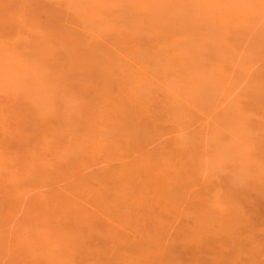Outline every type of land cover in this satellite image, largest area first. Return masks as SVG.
Instances as JSON below:
<instances>
[{
	"label": "rangeland",
	"instance_id": "1",
	"mask_svg": "<svg viewBox=\"0 0 264 264\" xmlns=\"http://www.w3.org/2000/svg\"><path fill=\"white\" fill-rule=\"evenodd\" d=\"M24 1L25 2L27 1L28 3L30 2V4H31V3H34V1H36V0H34V1L32 0L33 2H31V0L30 1L24 0ZM37 1H36L37 4H36V2L33 4V6H34L33 10H31L32 4L31 5H29L28 3L25 4V5L28 4L27 7L29 6V8H30V14L33 11L32 15H33L34 11L37 10V8L38 9L44 8L45 7L44 4L48 5L49 3L55 2L57 0H42L43 2L41 1V3L44 7L40 6L41 5L39 3L40 0H37ZM83 1H85L84 4H83ZM86 1H88V2H86ZM101 1H104V0H101ZM149 1H151L152 5H154L156 1H157L156 4H158V2L160 0H149ZM161 1H166V0H161ZM180 1L183 3V9L180 8L179 6H178L179 7L178 9H180V10L182 9L181 13L183 12L182 14L184 16L182 14L181 15L179 14V15L183 16L185 18L184 19L185 21L183 22L185 28H186V26L188 27L189 24L196 22V25L198 26V33H199V35H198V54H195L194 59L192 58L190 60L191 64L193 66L191 64H189L190 68H188L187 70H186V68L188 66H182L181 65L182 66L181 67L179 64L174 63L176 61L172 62L171 61L172 58H166V59L160 60L163 63V67H164V69L161 70L162 72L156 68H153L152 64H146L145 62L142 61V59L144 58L143 54L146 52V46H144V44H143L144 42H142V40H146V38H147V36L145 37V36H143V34L145 33V35H147L148 32L150 33V29L148 28L149 25H147L148 23L146 22V19L149 18V16L150 17L152 16L151 18L156 17L158 19H159V17H166L167 16L168 18H170V17L172 18V17L176 16L177 15L176 13H180V11L174 13L176 10V9L174 10V6H175L174 0H172V1L169 0V2L167 1V3L165 2V4H163L164 7L162 6V4L161 5L158 4L159 6L155 4L154 5L155 7L152 8L153 10H146V12L144 11L145 9L139 8V7H142L139 0L138 1H136V0H106V3L104 2L106 4L104 6V8H106V10L103 7H102L103 10L102 9L98 10L99 8H101L102 5H100V7H98L96 5L98 8L97 7L95 8L94 7L95 5L93 6L94 8H90L93 5L92 0H58V3H56V2L53 3L54 6L53 5L52 6L54 8L52 6H47L49 8L48 10H51L54 14L58 13L60 16V19L56 17L57 19L60 20L58 23L56 19L51 17V14H48L49 17H51V18H48V20L49 19L52 20V21L49 20V24H51V22H52V25H49V26H51L52 28L48 27L47 23H46V25H47L46 28L44 27L45 26L43 24L44 22L42 23L43 25L41 24L43 19H44V21H45V19H47V15L45 16L44 12L43 13L41 12L42 9L40 10L41 13L37 12L39 10L35 11L38 13L36 16V19H38L39 21L41 19L42 20L40 23L37 21L39 23V25H38V23L35 24L33 22L35 25H37V27L33 26L34 24H32V25L29 24V25H30L31 29L34 27L33 31L35 30V27H36L37 31L41 34L40 35V34H38L37 31H36L37 33L34 31L38 35L37 39L35 38L37 36L36 34L33 35L34 33L33 34H32V32L30 33V31H29L30 28L28 30H26V28H25L27 26L30 18L25 17L27 15H22L25 17V19H28V21H26V25L24 24L25 27L23 25L24 29L27 31L25 33L27 35L30 34L28 36H30V37L33 36V38H35V39H33L31 37L33 39V40L32 39L31 40L34 41L35 43L33 42V46H30L31 48L28 49L29 50L28 53L33 50L32 48H34V51H32V52H35L36 49L34 46H35V44H39V43H37L38 42L37 40H39L38 38H43L45 40L43 42L48 43L49 46H51V45L53 46V42H54L53 48L48 47V49H47V47H46V49H44V50L51 51V50H49V48H51L52 50L55 49V51H52V53H50V54L47 51L49 56L46 53L42 54V52L40 51V49H41L40 45L42 43H40V45L36 47L37 48L36 52L40 51L42 54V57L40 58L41 54H39V53H38L39 55L36 53H32V56H33V54H35L33 57H36V55L39 57L38 59L36 57V59L38 62L41 60L40 65L44 64L43 63L44 60H47V61H45V63L49 62L48 66L46 64L39 66V64H37L38 62L35 61L36 64L38 65V66H36L35 62L31 61L33 59L28 61L29 58H27V56L30 58L32 57V56H29V54H30L29 53L28 55H26V58L28 59V60L27 59L26 60H27V64H28V62H31V64L29 63L30 66L29 65L26 66L27 64H22V67H23V65L26 66L23 68L24 70L22 69L23 70L22 71V70L17 69L20 66L16 63V61H14L16 63V65H14V66H17V68H16L17 70L15 69V71L13 73H16V74L11 75L9 71L5 72V69L3 70L2 75L0 74L1 76H3V77H1V76L0 77L4 79L3 83L1 82L2 79L0 81L1 82V84H0V116H1L0 120L3 117L5 119L4 121L8 120L10 122V125H11V127H9L10 125L9 126L6 125L7 126V128H6L5 123L4 122L2 123V121L0 122V124L2 123L1 124L2 126L0 125V131L2 130L1 127H3L5 129L6 135L8 136V138H10L8 140L6 135L3 134V135H5V136H3L2 132H1L0 144L2 141V143L8 145V146H6V145L4 146L2 144L5 147V149H7L5 153H7L8 155H9L8 150L10 149V147L12 149V150L10 149L11 155L8 156V159L5 158L6 161L8 160L5 167L3 168L0 165V167H2V169H1L2 172H0V212H1L0 213V219H1L0 220V223H1L0 235L2 238L3 237H5V238L9 237L5 240L3 239V241L5 243H3V241L1 242V237H0V252H2V254L0 253V264H71V263L72 264H75V263L76 264H93V263L94 264H123V263L124 264L125 263L126 264H129V263L132 264L133 263L134 264L137 262L134 258H136L135 255H138V252L135 251L136 247H135V245L133 246V244L135 243L137 246V243L139 242L141 245H143V243L147 244L146 242L151 243L150 240L154 243L156 241V239L159 237L155 238L158 234H153V233L160 232V231H158L159 228L162 229L163 228L162 226L163 225L165 226V223H167V226H166V228L162 229L163 231H161V233L163 235V236L161 235L162 241H159V239H158V241H159L158 243L163 242V237H164V240H166V241H164V244H166L165 245L166 247L168 246V248H167L168 250L165 248L167 253H165L166 256L164 254H163V256H165V258H166L167 255L170 254L173 257V260L168 259L167 261H164V264L165 263L175 264L177 262L178 263L180 262L181 264H195V263L212 264L214 261H216L215 259L217 258V256L215 258L214 255H218L217 253H219L220 251H223L224 253H228V254L230 253L229 255L235 253V251L232 249L230 244L224 246L223 244L218 243L219 246L218 245L214 246V244H215L214 243L212 247H215V248H213V249H212V247L206 248L205 246L202 248L203 245L201 246V248H199V245H197V243H199V242L195 241V240H198L200 237H201L200 239L204 238L203 235H202L203 236V238H202V236H199L198 234L197 235L199 238L198 239L195 238L196 234L194 232H196V233L199 232V234H200V230H204V228L199 229V227H201L203 224L202 222H204V223L207 222V219H209L211 217L210 215H209L210 217L207 216V214L210 212H208V213L205 212V211H209V209L208 210L205 209V211H204V207H202V206H204V205L206 207L209 206L214 211L216 210V213L214 212V214H216V215H225V213H224L225 211H223L222 209L220 210V212L223 211V214H221L222 212L220 213L217 210L218 208L219 209L221 208V205L217 207L218 203L217 204L215 203L216 206L215 205L210 206L211 203L214 204L213 201H211V199H214L216 196H218L219 192L222 193L223 196L225 195V198H226L227 194L229 195V198L233 196L234 198H232V199H234V200H231V201L229 199L228 200L230 201V203L235 201V202H233V204L234 203H237V204L240 203V205H238L239 208L242 205L241 204V201H242L243 206L246 207L247 211L245 210L244 207H241L240 211H242L241 209L243 208L245 210L244 211L245 213L251 214V216H249V217H251L250 222L252 224L251 223H249V224L253 225L252 226L253 228L250 227L248 224V226H247L248 230L245 229V231L247 233H249V235H250L249 238L252 237L251 239L256 240V243H255L256 245L251 246L252 247L251 249H253V248L258 249V250L256 249L257 251L254 250L257 253V257L256 256L254 257V259L256 258L255 260H258V262L256 261V264H264V226L261 225L260 224L261 221H259L260 218H262L261 220L264 219V207H263L264 206V202H263L264 197L262 198V197H260L261 194H260V196L258 194V192H259L258 188L260 186L262 188L264 187V186H262V185H264V182H263L264 181V179H263V177H264V169H263L264 168V0H180ZM0 2H1V0H0ZM3 2L5 3V0H3ZM3 2H1V3H3ZM8 2L10 3V1H8ZM38 3H39V5H38ZM88 3L92 4V5H90V7H89ZM175 3H179V2H175ZM6 4L8 5V3H6ZM35 4L38 6L37 8H36ZM170 4H172L173 7H171ZM0 6H1V4H0ZM2 6H3V4H2ZM10 6H11V4H10ZM14 6L9 7L10 9L4 7L6 9V10L2 9V10H5L4 11L5 13L2 11L4 14L0 11V23L1 24L3 23L2 25L5 24L3 27L6 28L5 31L7 33L10 31V28H11L12 32H14L15 30L21 31V29L23 28V27H21L22 25H20L19 23L15 24V22H12V23L10 22L9 15H10V17H13V15L18 11V10H15L14 11L15 13L14 14L12 13L13 12L12 8ZM86 6H87V8H86ZM137 6H139V7H137ZM161 6H162V9H160ZM244 6L246 8L248 7L247 9H249L252 12V14L249 15L248 13H250V12L246 13V8H244ZM25 7H24V10H26ZM88 7L91 10L92 9H96V10H94L92 12L90 9L87 10ZM46 8H44V9H46ZM7 9H9V11L10 10L11 11L8 12ZM15 9H17V7ZM22 9L23 8L20 5V10L22 11V12L20 11L21 13H23ZM27 10L29 13V9H27ZM48 10L46 9L45 12H47ZM154 10H157V12ZM163 10H165V11H163ZM172 10L174 12H172ZM225 11H226V13L229 11L232 14V15H229L228 20L227 19L223 20V18H222L224 16L223 12L225 13ZM151 12H154V13H151ZM166 12H168L169 14ZM8 13H9V15H8ZM10 13H12V14H10ZM21 13L18 12L17 13L18 15L15 14L16 17L14 15L13 19H14V21L16 19L17 22L19 21L20 23L23 24V23H25L24 22L25 19H23L22 16L20 17ZM24 13H25V11H24ZM28 13L26 12V14H28ZM58 14H57V16H58ZM163 14H165L166 16H164ZM240 14H241V16H240ZM2 15L5 16L4 18H6V17L9 18V21L6 20L7 18L6 19L3 18L4 19L3 21L6 22V23H4L2 21V17H1ZM34 16L35 15H33L31 20H33ZM99 16H100V18L103 17V19H100L101 21L97 20L99 18ZM141 17H144L145 19L144 18L141 19ZM133 18H134V21H133ZM139 18H140V20H139ZM127 19L129 22L133 21L132 23H135V24H129ZM31 20L29 21V23L32 22ZM54 20H56V21H54ZM192 20H194V21H192ZM11 21H12V18H11ZM98 21H99V23H98ZM190 21H192V22H190ZM7 22H9V23H7ZM186 22H187V24H185ZM188 22H190V23L188 24ZM63 24H64V26H63ZM128 24L130 26L132 25L131 26L132 28L129 26L130 27V29H129ZM19 25H20L21 29H17L18 28L17 26H19ZM97 25L100 26L101 28L100 27L98 28ZM133 25L134 26L136 25V26L134 27ZM5 26H7V27H5ZM31 26H33V27H31ZM3 27L1 26L0 29H3ZM38 27H39V30H38ZM40 27H42V30ZM12 28H14V29H12ZM44 28L46 30L48 29L47 31H52V30H54V31L47 32L46 30H43ZM182 28H184V27H182ZM132 29H133V31H132ZM11 31L9 32V34H7L5 32V34H3L4 36L3 37L1 36L3 39V40H1V43L4 41L6 34H7V37L10 38V40L14 39V38H12V35L13 34L15 35L16 31H15V33H12ZM59 31H60V33H59ZM63 31L66 32V34L64 33V38L69 36V38H67V41H68V39L72 40L75 38L74 40H72L73 42L72 41L70 42V40H69V42H67L65 40L67 43L64 42V46L61 45L63 43L61 41L63 39V37L61 38V40H59L60 38L58 39V37L61 36ZM141 31H142V33H140ZM3 32H4V29H3ZM21 32H19V33H21ZM45 32H46V34H48V33L52 34L53 33V35H56L54 37L52 35V38L54 40H51L52 39L51 35H46ZM0 33H2L1 30H0ZM25 33L22 32L21 34H25ZM43 33H44L45 37L42 35ZM54 33H56V34H54ZM26 34L24 36H27ZM17 35H19V34H17ZM20 35H19V37H20ZM133 35H135V36H133ZM138 35H141V37ZM21 36L22 37H20L19 40L22 42V40H25V39H23L24 38L23 35H21ZM48 36H49V38H48ZM13 37H16V36H13ZM82 37L84 39V42L82 40ZM136 37H138L137 40H136ZM142 37H143V39H142ZM17 38L18 37H16L14 39L15 40L14 43L17 42V44L18 43L20 44V41L19 42L16 41ZM28 39H30V38H28ZM47 39H48V42L46 41ZM77 39H79V40H77ZM120 39H121V41H120ZM6 40H7L6 41L7 43L5 45L8 44L9 48H11L10 46H14V50H16V51L18 49L17 47H19V51L22 52V49L20 50V47L24 43V41H23V43L20 44V46H17L16 47L17 49H16L15 48V46L17 45L16 43H15L16 45H13V44L10 45L8 43L9 39H6ZM26 41H27V39H26ZM139 41L143 45L140 44ZM29 42H30V40H29ZM49 42H52V43H49ZM125 42L130 44V46ZM12 43H13V41H12ZM74 43H76V44H74ZM81 43H83V44H81ZM2 44H4V43H2ZM87 44H89V45H87ZM98 44H100L101 46ZM27 45H28V43H27ZM29 45H30V43H29ZM74 45H75V47L77 45V47L76 48L73 47ZM23 46H24V44L22 45V47ZM41 46L43 49L44 45H41ZM3 47H2V49H3ZM66 47H68L69 49H67ZM87 47H89L88 50H87ZM90 47H91V50L95 49L96 51L95 52L91 51ZM102 47H103V50L101 49ZM44 48H45V46H44ZM72 49L74 52L79 50L78 51L79 53L76 52V54L74 53L73 56L77 55V53L79 55H81V53H82V55L84 54L87 57L91 56L92 58L90 57V59L88 58V60H87V59H85L86 56L85 57L83 56L84 59L86 60V62L83 61L84 59L80 60L79 58L82 59L83 57H81V56L78 57V55L76 56V59H78V60L72 59L71 57L68 59V57L65 56V54H66V52H68L69 50H72ZM84 49H86L88 52L86 50L84 51ZM80 50H82V52ZM24 51L26 52L27 50H24ZM5 52L6 51H4V53ZM98 52H99V54H98ZM53 53H54L55 58L53 56H51V55H53ZM2 54H1V56H2ZM45 54L47 55V57H44ZM59 54L60 55L63 54V56H64L63 59L60 58L61 61H58V59H59L58 55ZM141 54L143 56H141ZM66 55H68V54H66ZM102 55H103V57H102ZM139 55H140V58H138ZM21 57L23 58V56H21ZM51 57L54 59L52 60ZM104 57H106V60ZM115 57H116V59H115ZM4 59H5V57H4ZM23 59H25V56ZM42 59H43V61H42ZM67 59L69 62L67 61ZM48 60H52V61H48ZM64 61L69 63L68 66L70 69L67 68L68 66H66V63H64ZM72 61H73V63H76L75 61H77L76 64H73L75 66L77 65L76 66L77 68H75V71L79 69L82 74L80 73V71H79V73H80L79 75H78V73H74L75 71L71 68L73 65H71V63H70ZM82 61H83V63H86V66H82ZM88 61L90 64L88 63ZM103 61H106V62L104 63ZM51 62L53 64H55L57 62L55 64L57 69L55 67H53L54 65L52 66ZM60 62H61V65H58ZM112 62H115L116 64L112 63ZM2 63H3V61L1 62V64ZM109 63L112 65H110ZM4 65H5V68H7L8 70L11 69V68H8L6 66V64H4ZM4 65H1V66H4ZM8 66L10 67V65H8ZM49 66H52L51 67V69H52L51 74H53V76L51 75L52 80H51V77H48L49 76L48 72H49V70H51V69H49ZM65 66L67 68L66 70L69 69L68 71L71 72V73H69V77L71 76L70 78L64 74V73H66L65 72ZM101 66H103V67H101ZM165 66H166V68H165ZM177 66L179 67V70H178ZM46 67L49 70H48V72L44 73L45 71H47L46 69H44ZM91 67L93 68V70L94 69L97 70L98 68H99V70L100 69L103 70V68H104L105 72L103 70L102 74L98 73V75H96V73L94 71V73L96 75L95 78L93 76H91V73H90L89 76L93 77L92 78L93 80L89 79L90 77L85 78L86 74H89V72H93ZM192 67H193V69H192ZM37 68H38V70H37ZM54 68L56 70H58V72L60 70L61 71L64 70V71H62V73L64 72L63 75L61 72H59L61 75L59 77V75H58L59 73L57 71L54 72L55 71ZM83 68L85 69V71L87 68L89 70V72H87L88 70L86 72H83V70H84ZM114 68H115V70H114ZM182 68H184L183 71L181 70ZM53 69H54V71H53ZM144 69L147 71H145ZM136 70L137 71L139 70L138 74L139 73L140 74L142 73L143 75L147 74V76L146 75L143 76L142 74L141 75L143 77H145L146 79L147 78L149 79L148 80L149 82L146 83L149 87L145 84V85H143V88L142 87H140L141 89L138 88L140 90V93H139V90L135 91V92L140 94L139 98H144V99L139 100V101H141L142 107L143 108L146 107V109H147L150 106V108L152 109L153 112H150L151 114L150 113L146 114V109H145V112L140 111V109H142V107L139 108V106L141 104L138 106V103H140V102L138 101L136 103L137 100H135V99L132 100V101H134V102H132V104L134 103V108L136 106V108L138 109V110L135 109L138 114L136 113L133 121H135L136 124L138 123V126H139V124L141 125L143 123V121H145L143 123V125H141L139 127L136 126L133 131H136L134 133H138V132L139 133L141 132V133L140 134L138 133L137 136H136V134H134L132 132L128 133V131L127 132H124V131L119 132L121 130H116L118 132L113 130L114 133H112V130L110 128L113 127V125L115 127H117V126H122L123 123L122 122L119 123L121 121L120 118H122V117H119V118L117 117L118 114H117V111H115L116 110L115 105H117V104H113V102L115 100L108 99V98H110V97H108V95L110 96L113 93H116L115 95H117L119 93V96H120V98H122V100L124 99L125 101L126 100L128 101V98H126L125 94L122 95V92L120 93V91H118L121 89V87L119 86L120 85L119 83L122 82L121 85L125 84L126 86L127 85L129 86V84L131 85L132 82H130V81H132V79L135 76L136 77L139 76V75H136L137 74ZM184 70H186V71H184ZM188 70H190V71L194 70L195 72L193 71V73H194L193 74L192 72L190 73V71L188 72ZM10 71H12V70H10ZM132 71H134L136 73L134 74V72H132ZM155 71H157V73ZM180 72L181 73L185 72V74L180 75ZM7 73H9V76L11 75L10 77H12L13 75H18V74H22V75H20V77H15L16 79L15 80L13 79L14 81L13 80L10 81V77H7ZM56 73H58L57 74L58 76L56 75ZM83 73H85V74H83ZM44 74H46V75H44ZM54 74H55V76H57V78L54 76ZM104 74H107V76L109 75L108 77L109 78L111 77L112 79H110V81H108L109 78L107 80V79H103V77H99V75L104 76ZM128 76H129V78L130 77L131 78L129 79ZM37 77L41 78V79L38 80ZM175 77H176V80H175ZM13 78H14V76H13ZM62 79H64V80H62ZM69 79H71V80H69ZM84 79L85 80L87 79L85 81V84H84ZM102 79L107 80L108 82L101 81ZM58 80H59V82H58ZM72 80L74 81L73 85H72V83L69 84V82H71ZM178 80H182L183 82L178 81ZM185 80L187 82H189V81L190 82L187 83ZM51 81H52V83H51ZM66 81H69V82L66 83ZM93 81H95V82H93ZM184 81L186 82L185 85H184ZM191 81H193V83ZM42 82H43V84H41ZM109 82H110V84H108ZM111 82H114L112 85V87L114 86L113 88L110 87V85L112 84ZM177 82H178V84L175 85V83H177ZM45 83H48V84H45ZM54 83H56V86ZM57 83L60 86L62 84L63 85L65 84L64 87H66V84H69V85L67 86V88L64 89L63 86L61 88ZM86 83L90 84V86L88 84H87L88 87L84 86V85H86ZM179 83H180L181 87H180ZM181 83H183V84H181ZM98 84H100L103 87L100 86L101 88L100 87L97 88L99 86ZM190 84H192L193 86ZM70 85H72V86H70ZM177 85H179V87ZM32 86H33V88H32ZM57 86H59V87H57ZM76 86H78V87L76 88ZM153 86H154V88H153ZM172 86L174 87V89ZM175 86H177V87H175ZM185 86L188 87L189 90ZM194 86H195V88H194ZM68 87L69 88L70 87L75 88L74 90H75V92L77 90V92H76L77 94L74 93V90L72 93V89L70 88L71 90H69ZM124 87L125 86H122V88H123V89H121L122 91H125L127 89V87H126L124 90ZM133 87L136 88L134 85H133ZM183 87H185V88H183ZM190 87L192 90L190 89ZM59 88H60V90H59ZM91 88H92V90H91ZM144 88H146V89L144 90ZM99 89H100V91H99ZM49 90H51V91H49ZM61 90L65 91V92H63ZM105 90L108 94L105 92ZM78 91H79V93H78ZM111 91H113V93H111ZM154 91H155V93H154ZM179 91H182V92H179ZM97 92H99L98 97H97ZM100 93L103 94L104 96H101ZM87 94H89V95H87ZM174 95L176 97L173 98ZM35 96L37 98H35ZM67 96L70 98H68ZM81 96L84 97V98H82L83 99L82 102H81V98H80ZM105 96H107V97H105ZM168 96H169V98H168ZM95 97H97V98H95ZM86 98H87V100H85ZM120 98H119V100H120ZM150 99H153V100H150ZM169 99H171V100H169ZM84 100L87 102L89 101L88 102L89 104L87 102H85ZM90 100H92V101H90ZM97 100H98V102H97ZM124 100L122 102H125ZM172 100H173V102H172ZM93 101H95L94 104H96V106L93 104ZM168 101L170 102V104ZM41 102H44V103H41ZM80 102L82 104L85 103V105L83 104V107H82V104ZM39 103H41V104H39ZM49 104H51V105H49ZM135 104H137V105H135ZM80 105H81V107L79 109ZM88 105H91V106L89 107ZM97 105H99L98 109H96ZM159 105L162 108H160ZM2 106H4V107H2ZM94 106H95V108H94ZM40 107H41V109H40ZM150 108L147 110H150ZM37 109H39V110L37 111ZM42 109H43V111H42ZM47 109H49V110H47ZM90 109H91V111H90ZM164 109L166 111L163 112ZM171 109H172V112L176 114V116L171 112ZM98 110L100 113L98 112ZM106 110H107V113H105ZM102 111H103V113H102ZM44 112H46V113H44ZM49 112H51V113H49ZM97 112H98V114H97ZM64 113H65V115H63ZM76 113L79 114L77 118H75L77 116ZM152 113H154L155 116ZM45 114H48V115L45 116ZM51 114H52V116H54L53 117L54 119L52 118ZM19 115L20 116L22 115V117H24L25 119L26 118L28 120L30 119L29 122H31L33 120V118L40 119V116L42 117L44 115L43 119L41 118L40 120L43 121L45 117L47 118V120H45V123H47V125L44 123L45 128L47 129V126L49 124V128H52V130L54 129L55 132L54 131L52 132V130L49 131L47 129V133H46L45 132L46 129L41 127V125H43V123L41 122L42 124L40 123V126H37L35 124L36 128L41 127L40 133H39L38 128L36 131L38 133H35L34 129H36V128H34V126H33L34 124L30 123V125L31 124L32 125L31 126L28 125L25 128V126L27 124L25 122V125H24L23 121L20 120V119L24 120V118L18 117ZM152 115L154 117H156V116H158V117L157 118L149 117ZM63 116H64V118H61ZM89 116H90V118H89ZM94 116H96L97 118ZM92 117L94 118V120ZM138 117H142V118H140L139 120H136V119H138ZM159 117L163 118V120H161L163 122V124L161 123V121L160 122L158 121V119H160ZM168 117H169V120L167 119ZM117 118H118V121L120 119L119 122L116 120ZM36 119H35V121H36ZM49 119H51V120H49ZM75 119H76V121H75ZM78 120H80V121H78ZM105 120H106V122H105ZM110 120H111V123L109 122ZM151 120H155L158 123V127H159L158 130L159 129H161V130L160 131L157 130V131L160 132L161 135L156 131H155L156 133H154V134H152L153 133L152 132V133H149L151 135H145L146 131L144 132V130H143L144 124L146 123V121H150V123H151ZM164 120H166V121H164ZM12 121H13V123H12ZM74 121H75V123L82 124V125H83V123H85L87 125L88 124H94L93 126L97 125V124L93 123L96 121L104 129L101 128L99 125H98L99 126L98 129H96L97 128L96 126L93 128L91 126L90 131L92 130V133L91 132H89V133H91V135H95V137H96L95 140L93 139V136L89 135L88 131H86L88 133V136H91L92 138L91 137L87 138L86 137L87 133L85 132L86 134L85 133L82 134L83 132L80 130H78L79 132L77 130L76 131H77V133H81V134L75 135L76 133L71 132V130L73 128L77 129L79 127H77L78 124H75ZM137 121H141V122L139 123ZM32 122H34V121H32ZM63 122H65L66 124L68 122V124H70L68 129H69V132H71V133H69L67 131V134H66V129L63 128L64 130L63 129L61 130L63 132V137H57L58 134L60 136L62 135V132L59 133V129L61 128V126L63 127L62 124L65 125V123H63ZM103 122H105V123H103ZM113 122L114 123L118 122V123L116 125V124H113ZM174 122H176V124ZM34 123H36V122H34ZM37 123H38V121H37ZM60 123H61V125H60ZM58 125H60V126H58ZM82 125H80V126L82 127ZM106 125H108V126H106ZM22 126H24V127H22ZM27 129H28V131H27ZM31 129L33 130V133L32 132L30 133V131H32ZM95 129L99 133L98 132L95 133L94 132ZM113 129H117V128H113ZM6 130H7V132H6ZM99 130L104 132L107 135V137H105L104 134H102V135L105 138L101 137V136L98 137L99 136L98 134L102 133V132L100 133ZM2 131L4 132V130H2ZM16 131H18V133H14ZM109 131L111 133H109ZM162 131H165V132H163V134H162ZM43 132H45L47 135L44 133V135H46V136H44ZM64 132H65V134H64ZM93 132H94V134H93ZM142 132H144V133L142 134ZM22 133L26 134V135H24L25 137L23 136ZM126 133H128V134L126 135ZM10 134H11V136H10ZM72 134H73V136H71ZM27 135L29 136V138ZM30 135L33 136L32 140L30 139V137H31ZM64 135H65V137H64ZM122 135L123 136L125 135V136L123 137ZM131 135L132 136L135 135L136 137L130 138ZM138 135H141V136L139 137ZM143 135H145V136H143ZM34 136H35V138H34ZM49 136H53V137H49ZM55 136L57 137V139L54 138ZM82 136H85V138H83L84 140H81L82 138H80V137H82ZM146 136H149V137H146ZM151 136H153L152 137L153 140L150 139ZM155 136L156 137L158 136L157 140L155 139L158 142L154 141ZM4 137H6L7 139L5 138L6 139L5 140ZM15 137H18L19 139L17 138V141H16ZM42 137L44 138V140H46L45 139L46 137H47V139L49 137L52 139L51 140L52 142L48 141L51 143H47V145H46V143H45L46 141L45 142L43 141L45 144L44 143H42V144L46 145L45 147H42L41 144L37 145V143L41 142V140H39V139H42ZM119 137H121V138H119ZM144 137L147 138V140ZM160 137H162V138L160 139ZM23 138H25V139L28 138V139H26L24 141ZM59 138L63 139V140H60L62 142H60L58 140ZM74 138L76 139V142L74 140L72 141V139H74ZM78 138H80L81 143H82V141H83V143H85L86 142L85 139H87L89 141V142H86L87 146L85 148L81 149V147H80L81 143H80V141L78 142V140H79ZM99 138H101V139H99ZM37 139L39 142L37 141ZM91 139H93V140H91ZM64 140H66V141L70 140L71 143H68L65 141V144L68 145L67 147H65L66 145L63 142ZM102 140H105V142L106 141L107 142L101 143ZM145 140L150 142V143H147V145H150V146H147V150L148 149L150 150V148H152L151 150L153 151V149L155 148V150L157 149V152H159L158 150H160V153L165 152V154L167 153V155L168 154L170 155L172 153V155H171V157H173L172 160L176 161V163H179L178 162L179 157H181L179 159L180 162L183 159L181 162L183 164L179 163V168L175 167V169H173V172H174V170L177 172L178 169H181V167H182L184 170H187V171L185 172L183 169L179 170V173L183 174L181 176L182 177L187 176L186 178H188V177L190 178V180L183 178L182 182L184 184L187 182L188 183L192 182V184L195 185L194 187H192V184L190 183L191 185L189 184L188 186H191L192 188L189 187L187 189L188 194H187L186 190L183 192V194H184L183 196H189V198L183 197L184 199L182 198L180 200V202L182 204H179L178 206L184 204L183 207H181V206L178 207L177 203L176 204L172 203L171 205L169 203L168 205L170 207H172V205H173V207H172L173 209H171L169 207L170 208V212H169V209H167L166 205L163 204L164 205L163 206L161 202H159L158 200H155L156 199L154 196L155 194L154 195L152 194V196H148L150 198H148L147 196H146L147 198L145 196H143L141 198V200H140V198H137L135 195H134L135 197H132L133 195L131 196V194H134L135 189L137 188V185L140 183L141 180H139L138 184L135 185V187H136V188L134 187L135 189L130 187L129 189H131V191L129 189H128V191H125V192L123 191L124 189H122V186L120 185L121 183H120L119 179L121 176H124L123 173L126 172V174H128L127 171H125V169H123L124 165L130 164L139 153L143 152L140 149H144L143 145H144V143H146ZM56 141H57V143H56ZM58 141H59V143H58ZM93 141H95V142L98 141V143H96V145H98V144H100V145H98V147H97ZM15 142H18V143H15ZM113 142L115 145L113 144ZM176 142H179V144H176ZM10 143H12V145ZM69 144H71V145H69ZM91 144H94V145L92 146ZM103 144H105L104 147H103ZM141 144H142V146L139 147V145H141ZM88 145H90L89 146L90 149L88 148ZM3 146H1V149L3 148ZM12 146L14 148H12ZM33 146H35L37 149ZM49 147H51V148H49ZM135 147H139V148H135ZM164 147H166V148H164ZM31 148L32 149L35 148V149L32 150ZM1 149H0V151H1ZM61 149H64V150H61ZM110 149H111V151H110ZM166 149H168V151H171V152L168 153V151ZM181 149L184 150L183 151L184 153L181 151ZM2 150L5 151L4 148ZM105 150H107V151L105 152ZM116 150H118V151L116 152ZM29 151H31V152H29ZM108 151H110V152L108 153ZM121 151L123 153H121ZM179 151H180L179 154L182 153V155H179L176 153ZM187 151H188V154H187ZM56 152H57V154H56ZM80 152H81V154H80ZM118 152H120V153H118ZM189 152H190V154H189ZM13 153L17 156L14 155L12 158ZM71 153L72 154L74 153V154L72 155ZM85 153H87V155H85ZM136 153H137V155H136ZM185 153L188 156L184 155ZM89 154H90V156H89ZM118 154H119V156H118ZM82 156H84V157L82 158ZM92 156H94V157H92ZM35 157L37 158V161H32V160H36ZM87 157H89V159L85 160V158H87ZM185 157H187V158L185 159ZM188 157H189L188 163L190 165L193 163L194 165H197V166H194L192 164L191 168H190V166L187 163ZM10 160H11V162H9ZM191 160H193L194 162H196V160H197V162L194 163V162H191ZM60 163H62V164H60ZM12 165L13 166L15 165L16 168H11ZM63 165L65 166V168H68V170H70V171H68V170L66 171ZM27 166H28V168H27ZM176 166H178V164H176ZM183 166H185V168ZM186 166H189V167H186ZM247 166H249V167H247ZM24 167H25V170L22 169ZM57 167L59 169H57ZM121 167H123V168H121ZM196 167H198L199 170H196ZM121 169L123 170V173H121L122 172ZM192 169H195L193 173H192V171H193ZM182 170L184 173L182 172ZM251 170H253V171H251ZM11 171H15L18 174V175L17 174H15V175H16V177L17 176L18 177L13 178V176H15V175L13 173H11ZM56 171H57V173H56ZM254 171H256V172L254 173ZM54 172H55V174H54ZM62 172H65V173L61 174ZM188 172H190L192 175L189 174ZM11 174H13V175H11ZM46 174H47V176H45ZM88 174H89V176H88ZM186 174H189L191 176L186 175ZM256 174H258V175H256ZM54 175H57V176L54 177ZM25 176L27 177V179L30 180L29 181L30 183L33 182V180L35 178L37 179L38 177H40L37 180L35 179V181H37V182L42 181V183L40 185L41 186L44 185V186L39 187V185H38L39 182H38V184H36L37 182L36 183L33 182L34 185L36 184V185H38V187H32V183H31V185H29V182H27L28 180L26 179ZM59 176L60 177L62 176L61 178L63 180H60L61 178ZM108 176L110 179L112 178L113 181L108 179ZM193 176H194L195 180L193 179ZM197 176L200 178H196ZM45 177H46V179H45ZM257 177L259 180H257ZM90 178L93 182L90 180ZM116 178H118V180ZM25 179L27 182L26 184L24 182ZM40 179H42V180H40ZM200 179H202L204 183L201 182ZM261 179H263V180H261ZM86 180H87V184H86ZM102 180H104V181H102ZM249 180H251L252 182H257V181L259 182V183H255V185L256 184L260 185L261 183H262V185L258 186V188H257L254 185V183L250 184L249 182H251V181H249ZM118 181H119V183H118ZM11 182H13L12 184H14V185L19 183L18 187L16 186L18 189H20V184L24 185L26 187L25 189H27L26 193L28 195H26L25 190H19V192H14L16 189V187L14 188V185H13V189L8 190V188H10V187L12 188V186H10ZM14 182H16V184ZM90 182L93 184L90 185ZM45 183H46V186H45ZM116 183H118V184H116ZM197 183L200 184V186H198ZM204 184H205V186H204ZM93 185H94V187H93ZM117 185H119V186H117ZM249 185H251V187L253 185L254 188L255 187L257 188V190H258L257 194L259 197L257 196V198H256V194L254 195V193H256L255 192L256 189L254 190L253 187H252V189L254 190V192L252 189L251 190H252L254 196L253 197L249 196V193L251 192V190H250L251 187ZM8 186H10V187H8ZM24 186H22V187H24ZM89 186H92V187L88 188ZM105 186L107 187L106 189H105ZM108 186H109V189H108ZM116 186H117V190L115 189ZM31 187L33 189H29ZM186 187L187 186H185V188ZM198 187H201V190ZM97 188H99V191ZM205 188H207V190H205ZM262 188H260V190H262ZM28 189L30 192H28ZM198 189L200 190L201 194H203V197H202L203 199H201V197H200L201 195L200 196L197 195L198 192H196V191H198ZM12 190H14V191H12ZM189 190H191V191L189 192ZM246 190H249L250 192L246 191ZM20 191H23L25 193L28 200H26L27 198L25 197V195H21L22 199H20V193H21ZM23 192H22V194H24ZM123 192H124V194L126 192H128V194H126V196H128V195L130 196V197H128L129 198L128 201L121 199L120 196H122ZM129 192L130 193L133 192V193L130 194ZM200 192H199V194H200ZM230 192L231 193L233 192V193L229 194ZM208 193L211 194V199L209 198L210 194H208ZM213 193H214L215 197H214ZM235 193L237 194V196H235L236 195ZM262 193H263V191H262ZM250 194L252 195V193H250ZM118 195H119L120 199H119ZM148 195H151V193ZM22 196H24L25 198L23 199ZM45 196H46V198L44 199ZM223 196L222 197L220 196V198H223ZM262 196H264V195H262ZM37 197H38V199H37ZM41 197H43V198H41ZM99 197H100V199H99ZM109 197L111 198V200ZM144 197H145V199H144ZM135 198L140 200V202L138 200H135ZM258 198H262V199H260L262 201L259 202ZM142 199H144V200H142ZM150 199H153V200L150 201ZM256 199H258V200H256ZM20 200H22V201L25 200V201H24V203H22V201L19 203ZM45 200H46V202L42 203V201H45ZM50 200H53V201H50ZM99 200H100V202L103 201L102 205H100L101 203L99 202ZM109 200H110V202H109ZM148 200L150 201V203L148 202ZM202 200H204V202ZM236 200H240V201H236ZM117 201L118 202L120 201V203L122 202V204H119ZM199 201L203 202V203H200ZM248 201L250 203H248ZM13 202H15V203L13 204ZM129 202H131V204L135 203L134 204L135 206L129 204ZM136 202L138 203V206L139 205H141V206L138 207ZM145 202H146V204L148 203L147 204L148 206L146 205L147 208L146 207L144 208ZM196 202L197 203L199 202V204L197 205ZM261 202H262V205H259ZM21 203L23 204V206ZM27 203H28V205H27ZM41 203L43 205L44 204L45 205L43 206ZM66 203H68V204L66 205ZM20 204H21V206H19ZM143 204H144V206H143ZM185 204L188 206L187 209H185V207H187ZM237 204H234V205H237ZM252 204L255 205L254 207L256 209H258V206H256V205H259V210L254 209L255 212H253V214H252L253 210L250 211V209L253 207ZM125 205H127V207ZM229 205H231V204H229ZM232 205L229 206V208L233 207ZM176 206H177V208H176ZM22 207H23V209H22ZM64 207H67V208H64ZM127 208H128V210H127ZM137 208H138V210H137ZM139 208H140V210H139ZM178 208H181L182 210L178 209ZM224 208H226V207H224ZM148 210L150 212V215L148 214V212H145ZM172 210L174 211V213H172L173 212ZM213 210L210 209V211H213ZM248 210L250 211V213ZM114 213H119V214H117V215L115 214L116 215V217H115V215H113ZM134 213L137 214L138 216H140L143 213L142 214L143 219H145L146 222L149 224L147 225V223L142 218H140V219H142V221L140 219H138L139 217L137 215H134ZM146 213H147V215H146ZM153 213H155L158 216L161 215L162 222H164V219H165V223H163L162 226H161V224L155 226L158 223V221H156V220L157 219L160 220L159 219L160 216H159V218H157L156 215L155 216L153 215ZM204 213L206 214L207 217H204L205 216ZM212 214H213V212H212ZM230 214H231V212H230ZM144 215L149 216V218L145 217ZM151 215L154 217V219L151 218L152 217ZM198 216H199V219L197 221ZM201 216H202V218H201ZM125 217L128 219V221L125 220L126 219ZM257 218L259 220H257ZM152 219H153V221H152ZM205 219H206V221H203ZM199 221L201 223H199ZM155 222H156V224H154ZM195 222H198L200 226L198 225V223H195ZM142 223L143 224L146 223L144 225H147V226H144ZM150 223H151V226H150ZM255 226H257L256 230H255ZM86 227H88V228H86ZM196 228H197V230H195ZM249 228H252V230H254V231L251 232ZM93 229H94V231H93ZM109 229H111V230H109ZM164 229H165V231H164ZM198 229H199V231H198ZM205 229H206V227H205ZM89 230H91V231H89ZM140 231H142V233ZM204 231L203 232L201 231L202 234H208L209 235L210 234L209 232H211L210 228L208 230L209 232H204ZM246 232H245V234H246ZM250 232L253 233L252 236H251ZM161 233H159V234H161ZM116 234H117L118 238H117ZM114 235H115V237H113ZM141 235H143V236H141ZM242 236L244 237V235H242ZM247 236H246V238H248ZM253 236H254V238H253ZM75 237H77V238H75ZM188 237L190 239H187L188 240L187 241L185 238H188ZM161 238H160V240H161ZM208 238H209V236H208ZM83 239H84V241H82ZM127 239H129L130 241ZM145 239L147 241H145ZM152 239H154L155 241H153ZM191 239H195V240H193V242H192ZM92 240H94V241L92 242ZM142 240H144V241H142ZM47 241H48V243H47ZM86 241H87V243H86ZM189 241H191V242H189ZM25 242H27V243H25ZM183 242H184V244H183ZM201 242H203V240ZM201 242H200V244H201ZM83 243L85 244V246ZM185 243L186 244L188 243V244L186 245ZM249 243L251 245L254 244L253 241L252 242L249 241ZM76 244H78L79 246ZM114 244H115V246H114ZM160 244H163V243H160ZM164 244H163V248L165 247ZM180 244H181V246H178ZM247 244L248 243L245 242L244 246H246V247L249 246V244L248 245ZM68 245H70V246H68ZM184 245H186V246H184ZM257 245H259V246H257ZM31 246H33V247H31ZM55 246L57 247V249H55L56 248ZM118 246H119V248H117ZM132 246H133V251H132ZM216 246H217V248H216ZM35 247L38 249L37 252H36L37 249H35ZM105 247H106V249H105ZM171 247H172V249H175L176 252L174 250V252L171 253L170 252V251H172ZM186 247H188V248H186ZM197 247H198V249H201V250L198 251ZM49 248H51V249H49ZM63 248H64V250H63ZM67 248L69 250H66ZM190 248L192 249V252H189ZM193 248H196V249L193 250ZM4 249H5V251H3ZM30 249H32V250H30ZM169 249H171V250H169ZM248 249H250V248H247L248 253L245 251V255L247 257H251L250 255L252 253L256 255V253H254V252H251V254H250L249 253L250 250L248 251ZM55 250H58L57 253L55 252ZM179 250H182L184 253L181 251L179 252ZM185 250H188V251H185ZM6 251H8L9 254H7L8 252H6ZM65 251L66 252L68 251V252L65 253ZM87 251H88V253H87ZM34 252H35V254H34ZM90 252H92L93 256H92V254H90ZM60 253H62V254H60ZM131 253H133V254H131ZM192 253H195L197 255V257H196V255L193 254L192 256L193 257L195 256V258H192V256H191ZM3 254H5V255H3ZM66 254H68V256ZM85 254L90 257V259H88L87 261H86L87 257H84ZM220 254H221V252H220ZM228 254H226V255H228ZM1 255H3V256H1ZM32 255H34V256H32ZM69 256L71 257V259ZM121 256H123V257H121ZM224 256H225V254L223 256H222V254L220 255V257L225 258L226 256L225 257ZM246 256H244V257H246ZM91 257H93V258H91ZM124 257H125V259H124ZM175 258L177 260H175ZM223 258L222 259L219 258V262L215 263V264H219L221 262H224L223 264H227V262L231 263V259H230L231 257L229 258V261H228V257L226 258L227 261H226V259H223ZM252 258H251V260H252ZM248 259H250V258H248ZM62 260L66 261V262H64ZM201 260H202V262H200ZM222 260H224V261H222ZM242 260L244 262L245 259L243 258ZM121 261L123 263H121ZM134 261H136V262H134ZM211 261H212V263H209ZM245 261H247V262H244L245 264L251 263L250 260H249L250 262L248 260H245ZM139 263L140 262H137V264H139ZM141 263H142V261H141ZM160 263L158 262V264H160ZM162 263H163V261H162ZM252 263H254V262H252ZM143 264H144V262H143Z\"/></svg>",
	"mask_w": 264,
	"mask_h": 264
},
{
	"label": "bare ground",
	"instance_id": "2",
	"mask_svg": "<svg viewBox=\"0 0 264 264\" xmlns=\"http://www.w3.org/2000/svg\"><path fill=\"white\" fill-rule=\"evenodd\" d=\"M8 1H10V3H9ZM15 1H16V2H15ZM28 1H30V0H28ZM33 1H34V0H33ZM33 1L31 0V2H33ZM36 1H37V0H36ZM36 1H34V3H35ZM41 1H42V0H40V2H39V3L41 4L40 6H43L42 3H41ZM136 1H138V0H136ZM167 1L169 2V0H166V1H161V0H160V1L158 2V4H160V5L162 4V6L164 7L163 4H165V2L167 3ZM171 1H172V0H171ZM1 2H3V0H1ZM1 2H0V4H1V6H0V11H1V12H2V11L4 12V11L6 10L5 8H9V7L15 5V6L17 7V9H15L16 7L14 6V7L12 8V11H13L12 13L14 14V13H15L14 11H15V10H18V11L15 13L16 15H18V14H17L18 12H19V13L22 12V11L20 10V5H21V7L23 8V9H22V10H23V13H21L20 17H21L22 15H27V16H25V17H28V18H30V20H31V18L33 17V15H35V16H34L35 19L33 18V20H31V21H32L31 23H29L30 20L28 21V19H25V17L22 16L23 19H25V21H24L25 23L22 24V23H20L19 21L17 22L16 19H15V21H14L13 18H14V15H15V14L13 15V17H10V15H9V13H8L9 18H10V22H11V23H12V22H15V24H18V23H19L20 25H22L21 27H23L24 24L26 25V21H28L27 26H28L29 24L32 25V24H34V23H35V24H37L38 22L40 23L42 19L39 21L38 19H36V16H37V14H38L37 12H40L41 9H42L41 12H42V13L44 12V15H45V16L47 15V19H45V21H44V19H43L42 22H41V24L44 22L43 24L45 25V26H44L45 28H46L47 25H48V27H51V26H49V25H52V22H51V24H49V20H51V19L48 20V18H51V17H52V18L56 19L58 23H59V21H60V20H59V19H60L59 14L57 13V14H58V16H57V14H54L51 10H48L49 8L47 7V6H52L53 3H55V2L58 3V0L55 1V2H52V3H49L48 5L44 4L45 7H44V6H43V7H44V8L47 7L46 9L48 10V11H47L48 13L45 12L46 9H44V8H41V9H38V8H37V7H38V6L36 5L37 2H38V1H37L36 4H35V6H36L37 10H39V11L35 10V11H37V12L34 11L33 15H32V12H33V11H32L31 14H30V8H29V6L27 7V5H28V4H29V5L32 4V5H31V8H32L31 10H33V7H34L33 4H34V3H31V4H30V2L28 3L27 1L25 2L24 0H13V1H12V0H5V3H4V2L1 3ZM42 2H43V1H42ZM84 2H85V1H83V4H84ZM86 2H88V1H86ZM104 2L106 3V0H104V1H101V0H92V4H93V5H92V4H89V3H88V4H89V7H90V5H92L90 8H94V7L96 8L97 6L100 7V5H102L101 8L98 9V10H100V9H102V7L104 8V6L106 5ZM139 2L141 3V6H142V7H139V6H137V7L145 9V10H144L145 12H146V10H153L152 8L155 7L154 5L157 3V1H156L155 4L152 5L151 1H149V0H139ZM175 2H179V3H175ZM6 3H8V5H7ZM18 3H19V4H18ZM22 3H23V4H22ZM26 3H28V4L25 5ZM39 3H38V5H39ZM137 3H138V2H137ZM2 4H3V6H2ZM4 4H5V5H4ZM10 4H11V6H10ZM158 4H156V5H158ZM6 5H7L8 7H7ZM18 5H19V6H18ZM94 5H95V6H94ZM96 5H97V6H96ZM138 5H139V4H138ZM170 5H171V7H173L172 4H170ZM174 5H175V6H174V10H175V9H176V10H175V12L172 10V12L176 13V12L180 11V13H176L177 15L174 16V17H172V18H171V17L168 18L165 14H163V15L166 16V17H159V19L156 18V17H154V16H153L154 18H151L152 16H151V17L149 16V18H147V17L145 16V17L147 18V19H146V22H147L148 24H147V23H146V24L149 25L148 28L150 29V33L148 32L147 35H145V33L143 34V36H145V37L147 36L146 40H142V42H144V43H143L144 46H146V52L143 54L144 56L141 54V56L144 57L143 59H142V58H141V59H142V61L145 62L146 64H152V67H153V68H156V69H158V70H160V71L164 69V67H163V63L160 61L161 59L172 58V59H173V60L171 59L172 62L176 61V62H174V63H177V64H179L180 66H181V65H182V66H188V67L186 68V70H187L188 68H190V67H189V64H191V61H190V60H191L192 58L194 59V55H195V54H198V35H199V33H198V26L196 25V22H195V23H191V24H189L190 22L194 21V20H192V21L188 22L189 26H188V27L186 26V28H185L184 23H183V22L185 21V20H184L185 18L183 17V16H184V15L182 14L183 12L181 13V11H182V9H183V3H182L180 0H176V1L174 0ZM5 6H6V7H5ZM25 6H26V7H25ZM53 6H54V5H53ZM53 6H52V7H53ZM93 6H94V7H93ZM158 6H159V5H158ZM162 6L160 7V9H162ZM178 6H179L180 8H182V9H181V10L178 9V8H179ZM2 7H3V8H2ZM4 7H5V8H4ZM18 7H19V8H18ZM24 7H25L26 10H24ZM89 7H88L87 10L90 9ZM98 7H97V8H98ZM39 8H40V7H39ZM53 8H54V7H53ZM84 8H85V7H84ZM86 8H87V6H86ZM244 8H246V7L244 6ZM247 8H248V7H247ZM247 8H246V13H247V12H250V13H248V14H249V15L252 14V12H251L249 9H247ZM249 8H250V7H249ZM2 9H5V10H2ZM9 9H10V8H9ZM9 9H7L8 12L11 11V10L9 11ZM13 9H14V10H13ZM27 9H29V13H28V10H27ZM104 9L106 10V8H104ZM90 10H91V9H90ZM94 10H96V9H92L91 11L93 12ZM102 10H103V9H102ZM141 10H142V9H141ZM248 10H249V11H248ZM20 11H21V12H20ZM24 11H25V13H24ZM154 11L157 12V10H154ZM163 11H165V10H163ZM3 12H2V13H3ZM26 12H27L28 14H26ZM41 12H40V13H41ZM89 12H90V11H89ZM99 12H100V11H99ZM102 12H103V11H102ZM148 12H149V11H148ZM168 12H169V11H168ZM168 12H166V13H168ZM2 13H1V14H2ZM4 13H5V12H4ZM4 13H3V14H4ZM12 13H10V14H12ZM35 13H36V14H35ZM52 13H53V14H52ZM103 13H104V12H103ZM143 13H144V12H143ZM151 13H154V12H151ZM48 14H51V17H49ZM147 14H148V13H147ZM160 14H161V13H160ZM160 14H159V15H160ZM168 14H169V13H168ZM179 14H180V15L182 14L183 16H180ZM223 14H224V16L222 17L223 20H224V19H227V20H228L229 15H232L229 11H228L227 13H226V11H225V13L223 12ZM8 15H7V16H8ZM16 15H15V17H16ZM28 15H29V16H28ZM30 15H31V16H30ZM42 15H43V14H42ZM94 15H95V14H94ZM104 15H105V14H104ZM138 15H139V14H138ZM140 15H141V14H140ZM163 15H162V16H163ZM185 15H186V14H185ZM186 16H187V15H186ZM240 16H241V14H240ZM1 17H2V21H3L4 19L7 18V17L4 18L5 16H3V15H2ZM56 17L59 18V19H57ZM62 17H63V16H62ZM132 17H133V16H132ZM3 18H4V19H3ZM9 18H7L6 20L9 21ZM11 18H12V21H11ZM84 18H85V17H84ZM96 18H97V17H96ZM143 18H144V17H141V19H143ZM100 19H103V17L100 18V16H99V18H98L97 20H100ZM135 19H136V18H135ZM144 19H145V18H144ZM186 19H187V18H186ZM46 20H47V21H46ZM56 20H54V21H56ZM78 20H79V19H78ZM86 20H87V19H86ZM131 20H132V19H131ZM139 20H140V18H139ZM187 20H188V19H187ZM35 21H36V22H35ZM37 21H38V22H37ZM51 21H52V20H51ZM79 21H80V20H79ZM100 21H101V20H100ZM122 21H123V20H122ZM127 21H128V19H127ZM127 21H126V22H127ZM133 21H134V18H133ZM133 21H131V22L128 21V22H129V24H135V23H132ZM3 22H4V21H3ZM33 22H34V23H33ZM61 22H62V21H61ZM61 22H60V23H61ZM124 22H125V21H124ZM140 22H141V21H140ZM4 23H6V22H4ZM7 23H9V22H7ZM11 23H10V24H11ZM39 23H38V25H39ZM46 23H47V25H46ZM54 23H55V22H54ZM98 23H99V21H98ZM137 23H138V22H137ZM142 23H143V22H142ZM2 24H3V23H2ZM2 24L0 23V25L3 27L5 24H4V25H2ZM35 24H34L33 26H36V27H37V25H35ZM43 24H42V25H43ZM55 24H56V23H55ZM126 24H127V23H126ZM129 24H128V27L130 26ZM143 24H144V23H143ZM185 24H187V22H186ZM8 25H9V24H8ZM20 25L17 26L18 28H17V27H16V28H17V29H21ZM25 25H24V27H25ZM136 25H137V24H136ZM136 25H135V26H136ZM141 25H142V24H141ZM147 25H146V26H147ZM1 26H0V28H1ZM10 26H11V25H10ZM10 26H9V27H10ZM15 26H16V25H15ZM27 26L25 27L26 30H28V29L30 28V25H29L28 27H27ZM33 26H31V27H33ZM61 26H62V25H61ZM63 26H64V24H63ZM131 26H132V25H131ZM131 26H130V27H131ZM133 26H134V25H133ZM135 26H134V27H135ZM5 27H7V26H5ZM12 27H13V26H12ZM24 27L21 29V31L23 30V31H22L23 33L27 32V31L24 29ZM36 27H35V30H34L35 32L37 31V28H36ZM56 27H57V26H56ZM58 27H59V26H58ZM97 27L99 28L100 26L97 25ZM104 27H105V26H104ZM130 27H129V29H130ZM134 27H133V28H134ZM182 27H184V28H182ZM40 28H41V30H42V27H40ZM45 28H44L43 30H46ZM51 28H52V27H51ZM100 28H101V27H100ZM131 28H132V27H131ZM3 29H4V32H3ZM3 29H0V30L2 31V33H0V37H1V36L3 37V36H4L3 34H5V32H6V31H5L6 28L3 27ZM7 29H8V28H7ZM12 29H14V28H12ZM33 29H34V27H33L32 29L30 28L29 31H30V33L32 32V34L34 33L33 35H35L38 31L35 33V32L33 31ZM58 29H59V28H58ZM60 29H61V28H60ZM62 29H63V28H62ZM38 30H39V27H38ZM47 30H48V29H47ZM47 30H46V31H47ZM66 30H67V29H66ZM134 30H135V29H134ZM139 30H140V29H139ZM10 31H11V28H10ZM10 31H9V32H10ZM15 31H16V30H15ZM15 31H14V32L11 31V32H12V33H15ZM21 31H20V30H17L16 33H15V35H14V34H13V35L11 34V35H12V38L15 39L16 37H18V38H17L18 40L16 39V41L19 42V41H20V40H19L20 37H22L21 35L24 36V35L26 34V33H25V34H21V33H22ZM52 31H54V30H52ZM52 31H47V32H52ZM69 31H70V30H69ZM132 31H133V29H132ZM9 32H8V33L6 32V33L9 34ZM19 32H21V33H19ZM61 32H62V31H61ZM130 32H131V31H130ZM28 33H29V32H28ZM59 33H60V31H59ZM59 33H58V34H59ZM64 33L66 34V32L63 31V33L61 34V36L59 35L60 37H58V39L60 38L59 40H61V38L63 37V39L61 40V41L63 42L61 45H63V46H64V42H66V41H67V38H69V36H68V37H65V38H66V39H65V38H64ZM136 33H137V32H136ZM140 33H142V31H141ZM1 34H2V35H1ZM7 34H6V37H7ZM17 34H19V35L21 34L20 37H19V35H17ZM38 34H40V33L38 32ZM45 34H46V32H45ZM54 34H56V33H54ZM26 35H27V34H26ZM28 35H30V34H28ZM28 35H27V36H24L23 39H25V40H22V39H21L22 42L20 41V44L23 43V41H24V43H23L24 46L22 47V45H23V44H22L21 47H20V50L22 49V52L19 51V47H17V46H20V44H19V43L17 44V42H15V43L17 44V45H16V44L14 43V41H15L14 39H11V40L13 41V43H12V41L10 40L9 37H7V38L5 37L6 39H9V40H8V41H9L8 43H9L10 45H11V44L16 45L15 48H16V47L18 48V49L16 48L17 51L14 50V46H10L11 48H9V45H8V44H7L8 46L5 45V44L7 43V42H6L7 40H6L5 38H4V41L2 42V43H4V44H2V43H1V40H3V39H2V37L0 38V44L2 45V46L0 45V49H1V50H0L1 52H0V53H1V54L3 53L2 56H1V54H0V56H1V57H0V67H1V68H0V74H1V75H2V72H3L4 69H5V72L9 71L11 75H12V74H16V73H13V72L15 71V69L17 68V66H14V65H16V63L21 67V68H20V67L17 68V69H19V70H22L24 67H26V66H28V65L30 66L31 62H28V64H27V60H28L27 58H29L28 61H30L31 59H33V60H31L32 62H33V61H34V62H35V61L38 62L37 59H38L39 57L36 55V57H37V59H36V57H33L35 54H33V56H32V53H36V54L39 53V54H41V52H42V54L46 53V54L49 56V54L52 53V51H55V49L52 50L51 48H49V50H51V51L44 50V49H46V47H47V49H48V47H52V48H53V46H54V42H53V41H52V42H53V46H52V45L49 46L48 43H44V42H43V41H45L43 38H38L39 40H37V41H38L37 43H39V44H35V46H34L35 49H36L35 52H32V51H34V48H32V49H33L32 51L30 50V51H31V52H29V53L31 54V55H30V54L28 53V51H29L28 49L31 48L30 46H33V42H34V41H32V40L35 39V38L37 39L38 35L36 34L37 36H36L35 38H33V36H31L33 39H32L30 36H28ZM40 35H41V34H40ZM42 35L44 36V33H43ZM46 35H51V38H52L53 33H52V34H49V33H48V34H46ZM62 35H63V36H62ZM8 36H9V35H8ZM13 36H16V37H13ZM43 36H42V37H43ZM54 36H56V35H53V37H54ZM123 36H124V35H123ZM133 36H135V35H133ZM138 36L141 37V35H138ZM10 37H11V36H10ZM39 37H40V36H39ZM44 37H45V36H44ZM83 37H84V36H83ZM83 37H82V40H83V42H84ZM125 37H126V36H125ZM140 37H139V38H140ZM28 38H30V39H28ZM46 38H47V37H46ZM48 38H49V36H48ZM137 38H138V37H136V40H137ZM26 39H27L28 42L26 41ZM31 39H32V40H31ZM40 39H41V40H40ZM42 39H43V40H42ZM74 39H75V38H74ZM74 39H72V40H74ZM124 39H125V38H124ZM131 39H132V38H131ZM142 39H143V37H142ZM29 40H30V42H29ZM51 40H54V39L52 38ZM65 40H66V41H65ZM69 40H70V39H68L67 42H69ZM72 40H70V42H71ZM77 40H79V39H77ZM25 41L28 43V45H27V43H26ZM35 41H36V40H35ZM40 41H41V42H40ZM46 41L48 42V39H47ZM61 41H60V42H61ZM120 41H121V39H120ZM52 42H49V43H52ZM67 42H66V43H67ZM72 42H73V41H72ZM81 42H82V41H81ZM86 42H87V41H86ZM136 42H137V41H136ZM29 43H30V45H29ZM31 43H32V44H31ZM34 43H35V42H34ZM40 43H42L41 45H44L45 48H44V46H43V49H42V46L40 45ZM125 43H127V42H125ZM139 43H140V41H139ZM139 43H138V44H139ZM46 44H47V45H46ZM74 44H76V43H74ZM81 44H83V43H81ZM127 44H128V43H127ZM140 44H142V43H140ZM143 44H142V45H143ZM26 45H27V46H26ZM39 45H40L41 49H42L44 52H43L41 49H40L41 52H40V51H39V52H36V51H37V48H36V47L39 46ZM61 45H60V46H61ZM87 45H89V44H87ZM98 45H100V44H98ZM128 45L130 46V44H128ZM134 45H135V44H134ZM3 46H4L6 49H5ZM81 46H82V45H81ZM100 46H101V45H100ZM118 46H119V45H118ZM123 46H124V45H123ZM139 46H140V45H139ZM2 47H3V49H2ZM55 47H56V46H55ZM73 47H75V45H74ZM76 47H77V45H76ZM76 47H75V48H76ZM96 47H97V46H96ZM121 47H122V46H121ZM133 47H134V46H133ZM26 48H27V49H26ZM58 48H59V47H58ZM61 48H62V47H61ZM66 48L69 49L68 47H66ZM66 48H65V49H66ZM88 48H89V47H87V50H88ZM124 48H125V47H124ZM4 49H5V50H4ZM11 49H12V50H11ZM77 49H78V48H77ZM93 49H94V48H93ZM101 49L103 50V47H102ZM122 49H123V48H122ZM136 49H137V48H136ZM10 50H11V51H10ZM13 50H14V51H13ZM24 50H27V51H26L27 53H26ZM85 50H86V49H84V51H85ZM87 50H86V51H87ZM90 50H91V47H90ZM2 51H3V52H2ZM4 51H6V52L4 53ZM9 51H10V52H9ZM23 51H24L25 53H24ZM47 51L49 52V54L47 53ZM69 51H70V52H69ZM69 51H68L69 53L66 52V54H68L69 56L65 54V56H67L68 59L71 57L72 59L78 60V59H76V56H77V55H78V57H79V56H81V57H83V56L85 57V56H86V55H84V54L82 55V53H81L82 50H80V51H81V52H80L81 55L78 54V53H79V52H78L79 50L76 51V52H78V53H77V55H74L75 57L73 56V54H74V53L76 54V52H74L73 49H72V50H69ZM91 51L95 52L96 50L94 49V50H91ZM126 51H127V50H126ZM16 52H17V53H16ZM19 52H20V53H19ZM87 52H88V51H87ZM134 52H135V51H134ZM136 52H137V51H136ZM138 52H139V51H138ZM142 52H143V51H142ZM10 53H11L13 56H12ZM13 53H14V54H13ZM89 53H90V52H89ZM131 53H132V52H131ZM140 53H141V52H140ZM17 54H18L19 56H18ZM21 54H22V55H21ZM28 54H29V56H32L33 58H32V57L30 58V57H28V56H27V58H26V55H28ZM39 54H38V55H39ZM42 54H41L40 58L42 57ZM46 54H45L44 57H47ZM93 54H94V53H93ZM95 54H96V53H95ZM98 54H99V52H98ZM98 54H97V55H98ZM16 55H17V56H16ZM114 55H115V54H114ZM21 56H23V58H24V56H25V59H23ZM51 56L54 57V53H53V55H51ZM62 56H63V54H62V55H60V54L58 55V57H59L58 61H61V59L64 58V56H63V57H62ZM117 56H118V55H117ZM117 56H116V57H117ZM4 57H5V59H4ZM6 57H7V58H6ZM78 57H77V58H78ZM84 57H83L82 59H81V58H79V59H80V60H83ZM90 57H91V56H88V57L86 56L85 59L88 60V58L90 59ZM102 57H103V55H102ZM108 57H109V56H108ZM110 57H111V56H110ZM116 57H115V59H116ZM133 57H134V56H133ZM8 58H9L10 60H9ZM51 58H52V57H51ZM54 58H55V57H54ZM54 58H52V60H53ZM60 58H61V59H60ZM65 58H66V57H65ZM91 58H92V57H91ZM100 58H101V57H100ZM104 58H105V60H106V57H104ZM138 58H140V55H139ZM19 59H20V60H19ZM26 59H27V60H26ZM68 59H67V61H68ZM85 59L83 60L84 62H86ZM93 59H94V58H93ZM5 60H6V61H5ZM52 60H48V61H52ZM55 60H56V59H55ZM121 60H122V59H121ZM2 61H3V63L1 64ZM14 61H16V63H15ZM22 61H23V62H22ZM42 61H43V59H42ZM45 61H47V60H44L43 63L46 64V65L48 66V65H49V62H46V63H45ZM83 61H82V66H86V63H83ZM95 61H96V60H95ZM101 61H102V60H101ZM112 61H113V60H112ZM36 62H35V64H36ZM68 62H69V61H68ZM68 62L64 61V63H66V66L69 65ZM75 62L77 63V61H75ZM103 62L105 63L106 61H103ZM107 62H108V61H107ZM115 62H116V61H115ZM115 62H112V63H115ZM29 63H30V64H29ZM40 63H41V60H40L37 64H39V66L44 65V64H41V65H40ZM51 63H52V62H51ZM56 63H57V62H56ZM56 63H55V64H56ZM64 63H63V64H64ZM70 63H71V65L76 64V63H73V61L70 62ZM79 63H80V62H79ZM88 63H89V61H88ZM99 63H100V62H99ZM4 64H6V66H7L8 68H11V69L8 70L7 68H5V65H4ZM7 64L10 65V67H9ZM22 64H27V65H26V66L23 65V67H22ZM37 64H36V66H38ZM55 64L52 63V66L54 65L53 67L56 68ZM89 64H90V63H89ZM107 64H108V63H107ZM109 64H110V63H109ZM115 64H116V63H115ZM120 64H121V63H120ZM124 64H125V63H124ZM165 64H166V63H165ZM193 64H194V63H193ZM1 65H4V66H1ZM46 65H45V66H46ZM58 65H61V62H60ZM71 65H70V66H71ZM100 65H101V64H100ZM110 65H112V64H110ZM172 65H173V64H172ZM191 65H192V64H191ZM12 66H13V67H12ZM45 66H44V67H45ZM52 66H49V69H51ZM66 66H65V72H66V73H64V72H63V73H64L67 77H69V73H71V72H69L68 70H69L70 68H69V66H68L67 68H69V69L66 70V69H67ZM76 66H77V65H76ZM76 66L73 65L71 68L75 71V68H77ZM98 66H99V65H98ZM114 66H115V65H114ZM121 66H122V65H121ZM154 66H155V67H154ZM182 66H181V67H182ZM192 66H193V65H192ZM3 67H4V68H3ZM57 67H58V66H57ZM101 67H103V66H101ZM117 67H118V66H117ZM177 67H178V66H177ZM177 67H176V68H177ZM40 68H41V67H40ZM40 68H39V69H40ZM55 68H54V69H55ZM91 68H92V67H91ZM109 68H110V67H109ZM120 68H121V67H120ZM132 68H133V67H132ZM147 68H148V67H147ZM165 68H166V66H165ZM17 69H16V70H17ZM44 69L47 70V71L44 70V71H45V72L43 71L44 73L48 72V70H49L47 67L44 68ZM54 69H53V71H54ZM56 69H57V68H56ZM56 69H55L54 72H56V71L58 72V70H56ZM72 69H71V70H72ZM83 69H84V68H83ZM110 69H111V68H110ZM183 69H184V68H182L181 70L183 71ZM192 69H193V67H192ZM10 70H12V71H10ZM23 70H24V69H23ZM23 70H22V71H23ZM37 70H38V68H37ZM87 70H88V69L86 68V71H87ZM92 70H93V68H92ZM98 70H99V68H98L97 70L94 69L93 72H89V70H88L87 72H89V74H86L85 78H87V77H88V78L90 77L89 79H92L93 77L95 78L96 75H98V73H101V74H102L104 68H103V70H101V69H100L99 71H98ZM114 70H115V68H114ZM144 70H145V69H144ZM153 70H154V69H153ZM153 70H152V71H153ZM178 70H179V67H178ZM181 70H180V71H181ZM186 70H184V71H186ZM62 71H64V70H62ZM62 71L60 70L59 72L62 73ZM77 71H78V72H77ZM79 71H80V70L78 69V70H76L74 73H78V75H79V74L81 73V71H80V73H79ZM86 71H85V69L83 70V72H86ZM94 71H95L96 75H95ZM111 71H112V70H111ZM136 71H137V70H136ZM138 71H139V70H138ZM138 71H137V74H136V75H139V76H137V77L135 76V77L132 79V81L129 80V81L132 82V83H131V85L129 84V86L127 85L128 87H127L125 84H124V85H121L122 82L119 83V84H120L119 86L121 87V89H123L122 86H125V87H124V90H125V88L127 87V89L125 90L126 92H125V91H122L121 89L118 90V91H120V93L122 92V95L125 94L126 98H128V101L126 100L127 102H126L124 99H123V100H124L125 102H122L123 100H122V98H120L119 93H118L117 95H115L116 93H113V91H111V93H113L114 95L111 94V93H110V94H111L112 96H111V95H110V96L108 95V97H110V98H108V99H110V100H112V99L115 100V101L113 102V104H117V105H115V106H116V107H115V109H116L115 111H117V114H118L117 117H118V118H119V117H122V118H120L121 121H120V119H119L120 122L118 121V118H117L116 120H117L119 123H121V122L123 123L122 126H117V127H115L113 124H116V125H117L118 122H117V123H114V122H113V124H112L113 127L110 128V129L112 130V133H114V131H116V130H121V131H119V132H123V131H124V132H127V131H128V133H129V132L134 133V132H136V131H133V130L135 129V127H136V126L139 127V126L143 125V123L145 122V121H143V123H142L141 125L139 124V126H138V123L136 124V122L133 121L134 116H135L136 113H137V111H136L135 109H137V108H136V106H135V108H134V103L132 104V102H134V101H132V100H134V99L137 100V101H136V103H137L139 100L144 99V98H139V97H140V94H138V93L135 92V91H138L139 89H141L140 87L143 88V85H145L147 82H149V81H148V80H149L148 78L146 79L145 77H143L144 75L147 76V74H144V75H143V74L141 73V74L143 75V76H142L140 73L138 74ZM145 71H147V70H145ZM164 71H165V70H164ZM164 71H163V72H164ZM189 71H190V70H188V72H189ZM193 71H194V70H193ZM193 71H190V73H191V72L193 73ZM59 72H58V73H59ZM67 72H68V73H67ZM104 72H105V70H104ZM107 72H108V71H107ZM132 72H134V71H132ZM141 72H142V71H141ZM153 72H154V71H153ZM155 72L157 73V71H155ZM161 72H162V71H161ZM188 72H187V73H188ZM194 72H195V71H194ZM39 73H40V72H39ZM51 73H52V69L49 70V72H48V75H49V76H48V77H51V75L53 76V74H51ZM58 73H56V75H57ZM63 73H62V75H63ZM74 73H73V74H74ZM90 73H91V76H93V77L89 76ZM93 73H94V74H93ZM109 73H110V72H109ZM127 73H128V72H127ZM135 73H136V72H134V74H135ZM145 73H146V72H145ZM81 74H82V73H81ZM83 74H85V73H83ZM107 74H108V73H107ZM107 74H104V76H103V75H102V76L99 75V77H103V79H107V80H108V78H109L108 76H109V75L107 76ZM183 74H185V72H184V73H181V72H180V75H183ZM193 74H194V73H193ZM1 75H0V76H1ZM11 75H10V76H11ZM18 75H19V76H18ZM18 75H13V76H14V78H13V76L10 77V76H9V73H7V77H10V81L13 80V79L15 80V79H16L15 77H20V75H22V74H18ZM40 75H41V74H40ZM44 75H46V74H44ZM58 75H59V77L61 76L60 73H59ZM58 75H57V76H58ZM76 75H77V74H76ZM78 75H77V76H78ZM105 75H106L107 77H106ZM186 75H187V74H186ZM54 76H55V74H54ZM57 76H55V77L57 78ZM184 76H185V75H184ZM1 77H3V76H1ZM1 77H0V81H1V79H2L1 82L3 83L4 79L1 78ZM70 77H71V76H70ZM70 77H69V78H70ZM78 77H79V76H78ZM82 77H83V76H82ZM99 77H98V78H99ZM104 77H105V78H104ZM125 77H126V76H125ZM37 78H38V77H37ZM79 78H80V77H79ZM128 78H129V76H128ZM130 78H131V77H130ZM130 78H129V79H130ZM39 79H41V78H38V80H39ZM53 79H54V78H53ZM58 79H59V78H58ZM71 79H72V78H71ZM71 79H69V80H71ZM103 79H102L101 81H106V82H108V81H110V79H112V78L110 77L108 81H107V80H103ZM113 79H114V78H113ZM184 79H185V78H184ZM7 80H8V79H7ZM14 80H13V81H14ZM51 80H52V77H51ZM62 80H64V79H62ZM86 80H87V79H86ZM86 80L84 79V84H85V81H86ZM92 80H93V79H92ZM173 80H174V79H173ZM175 80H176V77H175ZM175 80H174V81H175ZM34 81H35V80H34ZM178 81H182V80H178ZM185 81H186V80H185ZM185 81H184V85H185L186 82H187V81H186V82H185ZM1 82H0V84H1ZM58 82H59V80H58ZM68 82H69V81H66V83H68ZM93 82H95V81H93ZM182 82H183V81H182ZM189 82H190V81H189ZM189 82H187V83H189ZM191 82L193 83V81H191ZM32 83H33V82H32ZM39 83H40V82H39ZM51 83H52V81H51ZM70 83H72V85H73V84H74V81L72 80L71 82H69V84H70ZM89 83H90V82H89ZM111 83H112V84L110 85V87H112V85H113L114 82H111ZM116 83H117V82H116ZM33 84H34V83H33ZM41 84H43V82H42ZM45 84H48V83H45ZM54 84H55V86H56V83H54ZM57 84H58V83H57ZM69 84H66V87H64L65 84H64V85L62 84L61 86H60L59 84H58V85H59L61 88H62V86H63L64 89H65V88H67V86H68ZM87 84H88V83H86V85H84V86H86V87H88V85L90 86V84H88V85H87ZM108 84H110V82H109ZM172 84H173V83H172ZM176 84H178V82L175 83V85H176ZM181 84H183V83H181ZM26 85H27V84H26ZM36 85H37V84H36ZM72 85H70V86H72ZM75 85H76V84H75ZM98 85H99V86H98L97 88H99V87L101 86L100 84H98ZM104 85H105V84H104ZM116 85H117V84H116ZM133 85H134L136 88H134ZM146 85H147V84H146ZM179 85H180V83H179ZM179 85H177V86L179 87ZM190 85H192V84H190ZM59 86H57V87H59ZM147 86H148V85H147ZM177 86H175V87H177ZM182 86H183V85H182ZM192 86H193V85H192ZM42 87H43V86H42ZM74 87H75V86H74ZM77 87H78V86H76V88H77ZM81 87H82V86H81ZM101 87H103V86H101ZM101 87H100V88H101ZM113 87H114V86H113ZM113 87H112V88H113ZM148 87H149V86H148ZM172 87H173V86H172ZM180 87H181V85H180ZM185 87H186V86H185ZM185 87H183V88H185ZM32 88H33V86H32ZM68 88H69V87H68ZM70 88L72 89V93H73V90H74L75 88H72V87H70ZM70 88H69V90H71ZM97 88H96V89H97ZM138 88H139V89H138ZM153 88H154V86H153ZM186 88H188V87H186ZM194 88H195V86H194ZM34 89H35V88H34ZM64 89H63V90H64ZM80 89H81V88H80ZM93 89H94V88H93ZM118 89H119V88H118ZM145 89H146V88H144V90H145ZM173 89H174V87H173ZM178 89H179V88H178ZM190 89H191V87H190ZM59 90H60V88H59ZM63 90H61V91H63ZM91 90H92V88H91ZM91 90H90V91H91ZM97 90H98V89H97ZM182 90H183V89H182ZM184 90H185V89H184ZM188 90H189V88H188ZM191 90H192V89H191ZM193 90H194V89H193ZM49 91H51V90H49ZM54 91H55V90H54ZM99 91H100V89H99ZM141 91H142V90H141ZM176 91H177V90H176ZM57 92H58V91H57ZM63 92H65V91H63ZM70 92H71V91H70ZM76 92H77V90H76ZM76 92H75V90H74V93H76ZM105 92H106V90H105ZM109 92H110V91H109ZM179 92H182V91H179ZM188 92H189V91H188ZM58 93H59V92H58ZM78 93H79V91H78ZM82 93H83V92H82ZM101 93H102V92H101ZM101 93H100V95H101V96H104V95L101 94ZM106 93H107V92H106ZM106 93H105V94H106ZM139 93H140V90H139ZM150 93H151V92H150ZM154 93H155V91H154ZM53 94H54V93H53ZM76 94H77V93H76ZM85 94H86V93H85ZM98 94H99V92H97V97L99 96ZM107 94H108V93H107ZM141 94H142V93H141ZM143 94H144V93H143ZM146 94H147V93H146ZM55 95H56V94H55ZM73 95H74V94H73ZM83 95H84V94H83ZM87 95H89V94H87ZM87 95H86V96H87ZM120 95H121V94H120ZM151 95H152V94H151ZM95 96H96V95H95ZM147 96H148V95H147ZM46 97H47V96H46ZM57 97H58V96H57ZM67 97H68V96H67ZM88 97H89V96H88ZM97 97H95V98H97ZM105 97H107V96H105ZM148 97H149V96H148ZM174 97H176V96L174 95L173 98H174ZM30 98H31V97H30ZM35 98H37V97L35 96ZM68 98H70V97H68ZM80 98H81V102H82V100H83L82 98H84V97L81 96ZM116 98H117L118 100H117ZM119 98H120V100H119ZM123 98H124V97H123ZM145 98H146V97H145ZM168 98H169V96H168ZM171 98H172V97H171ZM63 99H64V98H63ZM39 100H40V99H39ZM74 100H75V99H74ZM85 100H87V98H86ZM85 100H84V101H85ZM93 100H94V99H93ZM116 100H117V101H116ZM145 100H146V99H145ZM150 100H153V99H150ZM169 100H171V99H169ZM90 101H92V100H90ZM106 101H107V100H106ZM143 101H144V100H143ZM47 102H48V101H47ZM81 102H80V103H81ZM85 102H87V101H85ZM88 102H89V101H88ZM88 102H87V103H88ZM94 102H95V101H93V104H94ZM97 102H98V100H97ZM118 102H119V103H118ZM121 102H122L123 104H122ZM139 102H140V103H138V106L141 104V101H139ZM168 102H169V101H168ZM172 102H173V100H172ZM41 103H44V102H41ZM41 103H39V104H41ZM57 103H58V102H57ZM60 103H61V102H60ZM152 103H153V102H152ZM81 104H82V103H81ZM83 104L85 105V103H83ZM83 104H82V107H83ZM88 104H89V103H88ZM100 104H101V103H100ZM100 104H99V105H100ZM169 104H170V102H169ZM49 105H51V104H49ZM65 105H66V104H65ZM91 105H92V104H91ZM91 105H88V106L90 107ZM94 105L96 106V104H94ZM99 105H97L96 109L99 108ZM135 105H137V104H135ZM166 105H167V104H166ZM95 106H94V108H95ZM159 106H160V105H159ZM170 106H171V105H170ZM2 107H4V106H2ZM80 107H81V105L79 106V109H80ZM92 107H93V106H92ZM113 107H114V106H113ZM140 107H142V104L139 106V108H140ZM69 108H70V107H69ZM85 108H86V107H85ZM85 108H84V109H85ZM149 108H150V106H149ZM149 108H147V109H149ZM160 108H162V107L160 106ZM167 108H168V107H167ZM174 108H175V107H174ZM177 108H178V107H177ZM40 109H41V107H40ZM55 109H56V108H55ZM92 109H93V108H92ZM104 109H105V108H104ZM142 109H143V110H142ZM142 109H140V111L145 112L146 107H144V108L142 107ZM147 109H146V114H147V113H150V112H153L151 108H150V110H147ZM158 109H159V108H158ZM38 110H39V109H37V111H38ZM47 110H49V109H47ZM67 110H68V109H67ZM87 110H88V109H87ZM101 110H102V109H101ZM137 110H138V109H137ZM156 110H157V109H156ZM159 110H160V109H159ZM168 110H169V109H168ZM168 110H167V111H168ZM16 111H17V110H16ZM40 111H41V110H40ZM42 111H43V109H42ZM59 111H60V110H59ZM76 111H77V110H76ZM90 111H91V109H90ZM96 111H97V110H96ZM164 111H166V110L164 109L163 112H164ZM35 112H36V111H35ZM74 112H75V111H74ZM81 112H82V111H81ZM98 112H99V110H98ZM98 112H97V114H98ZM155 112H156V111H155ZM158 112H159V111H158ZM171 112H172V109H171ZM33 113H34V112H33ZM44 113H46V112H44ZM49 113H51V112H49ZM49 113H48V114H49ZM85 113H86V112H85ZM90 113H91V112H90ZM95 113H96V112H95ZM99 113H100V112H99ZM102 113H103V111H102ZM105 113H107V110H106ZM105 113H104V114H105ZM172 113H173V112H172ZM172 113H171V114H172ZM176 113H177V112H176ZM48 114H45V116L48 115ZM52 114H53V113H52ZM52 114H51V116H52ZM61 114H62V113H61ZM76 114H77V113H76ZM87 114H88V113H87ZM137 114H138V113H137ZM144 114H145V113H144ZM150 114H151V113H150ZM150 114H149V115H150ZM152 114L155 116L154 113H152ZM169 114H170V113H169ZM173 114L176 116L175 113H173ZM41 115H42V114H41ZM63 115H65V113H64ZM73 115H74V114H73ZM78 115H79V114H77V116H76L75 118H77ZM99 115H100V114H99ZM109 115H110V114H109ZM109 115H108V116H109ZM153 115H152V116H149V117H153V118H157V117H158V116L154 117ZM177 115H178V114H177ZM187 115H188V114H187ZM43 116H44V115H43ZM43 116H42V117L40 116V119H41V118L43 119ZM97 116H98V115H97ZM115 116H116V115H115ZM169 116H170V115H169ZM171 116H172V115H171ZM0 117H1V116H0ZM18 117H22V115H21V116L19 115ZM53 117H54V116H52V118H53ZM69 117H70V116H69ZM94 117H96V116H94ZM100 117H101V116H100ZM106 117H107V116H106ZM111 117H112V116H111ZM15 118H16V117H15ZM22 118H24V117H22ZM45 118H46V117H45ZM45 118H44L43 121L40 120V119L33 118L32 121H34V122H36V123H34V122H32V121L29 122L30 119L28 120L27 118H26V119H27L28 121H27L25 118H24V120H23V119H20V120L23 121L24 125H25V122H26L27 125L25 126V128H26L28 125H30V123L34 124L33 126H34V128H36L35 126H36V125H37V126H40V123L42 122L43 125H41V127L44 128V129H46V128H45V124L47 125V123H45V120H47V118H46V119H45ZM61 118H64V116L61 117ZM65 118H66V117H65ZM89 118H90V116H89ZM92 118H93V117H92ZM96 118H97V117H96ZM140 118H142V117H138V119H136V120H139ZM143 118H144V117H143ZM159 118H160V117H159ZM2 119H3V120H2ZM2 119L0 120V122H1V121H2V123L4 122V123H5V127L7 128V126L10 125V122H9L8 120H7V121H4L5 119H4L3 117H2ZM35 119H36V121H35ZM53 119H54V118H53ZM102 119H103V118H102ZM114 119H115V118H114ZM131 119H132V120H131ZM149 119H150V118H149ZM167 119L169 120V117H168ZM167 119H166V120H167ZM25 120H26V121H25ZM49 120H51V119H49ZM64 120H65V119H64ZM93 120H94V118H93ZM155 120H156V119H155ZM155 120H151V123H150V121H146V123L144 124V128H143L144 132L146 131L145 135H151V134H149V133H152V132H153L152 134H154V133H156V132H158V131L161 130V129L158 130V128H159V127H158V123H157ZM161 120H163V118L158 119L159 122H160ZM166 120H164V121H166ZM180 120H181V119H180ZM37 121H38V123H37ZM65 121H66V120H65ZM75 121H76V119H75ZM75 121H74V123H75ZM78 121H80V120H78ZM101 121H102V120H101ZM112 121H113V120H112ZM114 121H115V120H114ZM123 121H124V122H123ZM7 122H8L9 124H8ZM83 122H84V121H83ZM105 122H106V120H105ZM105 122H103V123H105ZM107 122H108V121H107ZM109 122L111 123V120H110ZM109 122H108V123H109ZM137 122L140 123L141 121H137ZM2 123H1V124H2ZM12 123H13V121H12ZM14 123H15V122H14ZM23 123H22V124H23ZM42 123H41V124H42ZM44 123H45V124H44ZM63 123H65V122H63ZM93 123L97 124V125H95V126L97 127L96 129H98L99 126H100V125L98 124V122L95 121V122H93ZM161 123L163 124L162 121H161ZM164 123H165V122H164ZM174 123L176 124V122H174ZM182 123H183V122H182ZM1 124H0V125H1ZM22 124H21V125H22ZM32 124H31V125H32ZM35 124H36V125H35ZM38 124H39V125H38ZM57 124H58V123H57ZM67 124H68V122H67ZM67 124H66V123H65V125L62 124L63 127H62V126H61V128L59 127V128H60V129H59V133L62 132L61 130H62L63 128L66 129V134H67V131L69 132L68 127H69L70 124H68V125H67ZM75 124H78V123H75ZM6 125H7V126H6ZM31 125H30V126H31ZM60 125H61V123H60ZM60 125H58V126H60ZM78 125H79V126H78ZM78 125H77V127H79V128H77V129H76V128H75V129L73 128L72 130L70 129L71 132L76 133L75 135H78V134L80 135V134H81V133H77L78 130L82 131V132H83L82 134H84L86 131H88V133H89V132L92 133V130L90 131V128H91V126H92V128L95 127V126H93L94 124H88V125H87V124L83 123V125H82V124H78ZM80 125H82V127H81ZM98 125H99V126H98ZM103 125H104V124H103ZM112 125H111V126H112ZM1 126H2V125H1ZM104 126H105V125H104ZM106 126H108V125H106ZM9 127H11V125H10ZM22 127H24V126H22ZM22 127H21V128H22ZM41 127H39V128L37 127L38 130H39V133H40V131H41V130H40ZM66 127H67V128H66ZM70 127H71V126H70ZM74 127H75V126H74ZM100 127H101V126H100ZM118 127H119V128H118ZM25 128H24V129H25ZM37 128L34 129V130H35V133H38V132H36V131H37ZM71 128H72V127H71ZM101 128H103V127H101ZM113 128H117V129H113ZM1 129L4 130V132L1 130V131H0V134H1V132H2V135H3V134L6 135V133H5V129H4L3 127H1ZM47 129H48L49 131L52 130V128H49V124H48V126H47ZM47 129H46V131L44 130L46 133H47ZM67 129H68V130H67ZM96 129H95V131H94L95 133L98 132ZM103 129H104V128H103ZM110 129H109V130H110ZM25 130H26V129H25ZM31 130H32V129H31ZM63 130H64V129H63ZM74 130H75V131H74ZM76 130H77V131H76ZM101 130H102V129H101ZM111 130H110V131H111ZM113 130H114V131H113ZM125 130H126V131H125ZM131 130H132V131H131ZM157 130H158V131H157ZM27 131H28V129H27ZM53 131H54V129L52 130V132H53ZM99 131H100V130H99ZM102 131H103V130H102ZM102 131H100V133H101ZM105 131H106V130H105ZM110 131H109V133H111ZM139 131H140V130H139ZM141 131H142V130H141ZM155 131H156V132H155ZM6 132H7V130H6ZM21 132H22V131H21ZM23 132H24V131H23ZM31 132L33 133V130L30 131V133H31ZM45 132H43V135H44ZM54 132H55V131H54ZM71 132H69V133H71ZM78 132H79V131H78ZM94 132H93V134H94ZM116 132H118V131H116ZM137 132H138V131H137ZM144 132H142V134H143ZM147 132H148V133H147ZM163 132H165V131H162V134H163ZM14 133H18V131L14 132ZM14 133H13V134H14ZM46 133H45V134H46ZM74 133H73V134H74ZM86 133H87V132H86ZM86 133H85V134H86ZM88 133H87V135H86L87 138H90L91 136H93V139H94V140L96 139L95 135H91V133H89V135H91V136H88ZM98 133H99V132H98ZM128 133H126V135H127ZM132 133H131V134H132ZM138 133H139V132H138ZM138 133H134V134H136V136H137ZM140 133H141V132H140ZM140 133H139V134H140ZM158 133L160 134V132H158ZM194 133H195V132H194ZM13 134H12V135H13ZM22 134H23V136L26 135V134H24V133H22ZM27 134H28V133H27ZM57 134H58V133H57ZM64 134H65V132H64ZM73 134H72L71 136H73ZM102 134H104V136L107 137V135H106L104 132H102L101 134H98V135H99L98 137H100V136H101V137H104ZM5 135H3V136H5ZM38 135H39V134H38ZM38 135H37V136H38ZM46 135H47V134H46ZM46 135H44V136H46ZM53 135H54V134H53ZM55 135H56V134H55ZM110 135H111V134H110ZM132 135H133V134H132ZM132 135H131V137H130V136H129V137H130V138L136 137L135 135H134V136H132ZM145 135H143V136H145ZM157 135H158V134H157ZM160 135H161V134H160ZM10 136H11V134H10ZM21 136H22V135H21ZM27 136H28V135H27ZM30 136H31V135H30ZM115 136H116V135H115ZM115 136H114V137H115ZM122 136H123V135H122ZM124 136H125V135H124ZM124 136H123V137H124ZM138 136L140 137L141 135H138ZM158 136H159V135H158ZM158 136H157V137H156V136L154 137V141H155V142H158V141H156L157 138H158ZM6 137L8 138L7 135H6ZM6 137H4V139H5ZM18 137H19V136H18ZM18 137H15V138H16V139H15L16 141H17V138H18ZM24 137H25V136H24ZM32 137H33V136L30 137L31 140L33 139ZM40 137H41V136H40ZM49 137H53V136H49ZM49 137H48V139H47V137H46V138H45L46 140H44V138L42 137V139H39V140H41V142H40V143H37V145H40V144H41L42 147H45V146L47 145V143H51V142H52V141H51L52 139L49 138ZM57 137H63V132H62V135H61V136L58 134ZM57 137L55 136L54 138L57 139ZM64 137H65V135H64ZM74 137H75V136H74ZM94 137H95V138H94ZM105 137H104V138H105ZM111 137H112V136H111ZM116 137H117V136H116ZM146 137H149V136H146ZM152 137H153V136H151L150 139H152ZM7 138H6V139H7ZM28 138H29V136H28ZM28 138H26V139H28ZM34 138H35V136H34ZM36 138H37V137H36ZM80 138H82L81 140H84L83 138H85V136H82V137H80ZM80 138H78V139H79L78 142L80 141V143H81ZM91 138H92V137H91ZM119 138H121V137H119ZM141 138H142V137H141ZM144 138H145V137H144ZM161 138H162V137H160V139H161ZM6 139H5V140H6ZM9 139H10V138H8V140H9ZM12 139H13V138H12ZM18 139H19V138H18ZM26 139L23 138L24 141H25ZM65 139H66V138H65ZM93 139H91V140H93ZM99 139H101V138H99ZM114 139H115V138H114ZM124 139H125V138H124ZM145 139L147 140V138H145ZM155 139H156V140H155ZM160 139H159V140H160ZM5 140H4V141H5ZM58 140L60 141V140H63V139L59 138ZM73 140L76 142V139H75V138L72 139V141H73ZM85 140H86V142H89L87 139H85ZM97 140H98V139H97ZM127 140H128V139H127ZM146 140H145V141H146ZM152 140H153V139H152ZM37 141H38V139H37ZM43 141H44V142L46 141V142H45L46 145H44L45 143H44ZM48 141H51V142H48ZM59 141H58V143H59ZM65 141H66V140L63 141L64 144H65ZM114 141H115V140H114ZM119 141H120V140H119ZM5 142H6V141H5ZM38 142H39V141H38ZM60 142H62V141H60ZM66 142L71 143L70 140H69V141L67 140ZM78 142H77V143H78ZM86 142L83 143V141H82L81 144L79 143L81 149H83V148H85V147L87 146V145H86V144H87ZM93 142H94L95 145H96V143H98V141H96V142L93 141ZM103 142L106 143L107 141L105 142V140H102L101 143H103ZM155 142H154V143H155ZM191 142H192V141H191ZM6 143H7V142H6ZM12 143H13V142H12ZM12 143H10V144L12 145ZM15 143H18V142H15ZM42 143H44V144H42ZM56 143H57V141H56ZM128 143H129V142H128ZM137 143H138V142H137ZM139 143H140V142H139ZM147 143H150V142L146 141V143H144V145H145V144H146V145H145V146L143 145V148H144V149H140V150L143 151L142 153H139L138 155H137V153H136L137 156L134 158V160L131 158L133 161L131 160L132 162H131L130 164H126V165H124V168L121 167V168L125 169V171H127L128 174H126L125 171H124L125 173H123V170H122V169H121L122 172L119 170L121 173L124 174V176H121L120 179H119V181H120V183H121L120 185L122 186V189H124L123 191L125 192V191H128V189H129L130 187L134 188L135 185L138 184L139 180H141L140 183L137 185V188H138V189H137L136 187H135L136 189L134 188V189H135V192L133 191L134 194H131V193H133V192H131V193L129 192V193L131 194V196H132V195H133L132 197H135V196H136L137 198H140V200H141V198H142L143 196H145V197L147 196V197H148V196H152V194H153V195L155 194V195H154L155 198H156L155 200H158L159 202H161L162 205H163V204L166 205L167 209H169V212H170V208L173 209V208H172L173 205H172V207H170V206L168 205L169 203H170V205H171L172 203H174V204L177 203V206H178L179 204H182V203L180 202V200H181L183 197H184V198H185V197H186V198H189V196H183V195H184L183 192H184L185 190L187 191V189H188L189 187H191V186H188V185H189L190 183L192 184V182H190V183L187 182V183H185V184L182 182V181H183V178H186L187 176H186V177H182L181 175H183V174H182V173H181V174L179 173V170L183 169L182 167H181V169H178V168H179V163H181L182 160H183V159H182L181 162H180L179 159H180L181 157H179V158L177 157L179 163H176V161H173V160H172V159H173V157H171L172 153H171L170 155H169V154L167 155V153L165 154V152H164V153H160V150H158L159 152H157V149L155 150V148L153 149V151L151 150L152 148H150V150L148 149V150L150 151V152H149V151L147 150V146H150V145H147ZM180 143H181V142H180ZM2 144H3L4 146L6 145V144L2 143V141H1L0 149H1V146H3ZM13 144H14V143H13ZM34 144H35V143H34ZM52 144H53V143H52ZM94 144H91V145L93 146ZM113 144H114V142H113ZM118 144H119V143H118ZM176 144H179V142H176ZM62 145H63V144H62ZM65 145H66L65 147L68 146L67 144H65ZM69 145H71V144H69ZM98 145H100V144H98ZM98 145H96V146L98 147ZM104 145H105V144H103V147H104ZM107 145H108V144H107ZM114 145H115V144H114ZM114 145H113V146H114ZM172 145H173V144H172ZM4 146H3V148H4L5 151L2 150L3 148H2L1 151H0V165H1L3 168H4L5 165L7 164V161H8V160L6 161V159H8V156H9V155H11V153H10V149H11V147H10V149L8 150V153H9V155H8L7 153H5L7 149H5ZM6 146H8V145H6ZM89 146H90V145H88V148L90 149ZM140 146H142V144L139 145V147H140ZM33 147H35V146H33ZM38 147H39V146H38ZM61 147H62V146H61ZM75 147H76V146H75ZM99 147H100V146H99ZM139 147H135V148H139ZM12 148H14V147L12 146ZM35 148H36V147H35ZM35 148H34V149H35ZM49 148H51V147H49ZM49 148H48V149H49ZM52 148H53V147H52ZM63 148H64V147H63ZM72 148H73V147H72ZM76 148H77V147H76ZM88 148H87V149H88ZM101 148H102V147H101ZM108 148H109V147H108ZM118 148H119V147H118ZM157 148H158V147H157ZM164 148H166V147H164ZM31 149H32V148H31ZM34 149H32V150H34ZM36 149H37V148H36ZM64 149H65V148H64ZM64 149H61V150H64ZM128 149H129V148H128ZM11 150H12V149H11ZM120 150H121V149H120ZM129 150H130V149H129ZM166 150L168 151V149H166ZM175 150H176V149H175ZM35 151H36V150H35ZM106 151H107V150H105V152H106ZM110 151H111V149H110ZM110 151H108V153H109ZM117 151H118V150H116V152H117ZM162 151H163V150H162ZM162 151H161V152H162ZM181 151L183 152L184 150L181 149ZM3 152H4L5 154H4ZM29 152H31V151H29ZM100 152H101V151H100ZM102 152H103V151H102ZM105 152H104V153H105ZM124 152H125V151H124ZM170 152H171V151H168V153H170ZM172 152H173V151H172ZM53 153H54V152H53ZM118 153H120V152H118ZM121 153H123V152L121 151ZM176 153L179 154L180 151H179V152H176ZM183 153H184V152H183ZM6 154H7V155H6ZM51 154H52V153H51ZM54 154H55V153H54ZM56 154H57V152H56ZM71 154H72V153H71ZM73 154H74V153H73ZM73 154H72V155H73ZM80 154H81V152H80ZM90 154H91V153H90ZM90 154H89V156H90ZM131 154H132V153H131ZM174 154H175V153H174ZM177 154H176V155H177ZM187 154H188V151H187ZM187 154L185 153L184 155H187ZM189 154H190V152H189ZM191 154H192V153H191ZM14 155H15V154L13 153L12 158H13ZM85 155H87V153H85ZM91 155H92V154H91ZM95 155H96V154H95ZM120 155H121V154H120ZM129 155H130V154H129ZM176 155H175V156H176ZM179 155H182V153L179 154ZM184 155H183V156H184ZM6 156H7V157H6ZM15 156H17V155H15ZM70 156H71V155H70ZM118 156H119V154H118ZM130 156H131V155H130ZM132 156H133V155H132ZM175 156H174V157H175ZM187 156H188V155H187ZM190 156H191V155H190ZM83 157H84V156H82V158H83ZM85 157H86V156H85ZM92 157H94V156H92ZM5 158H6V159H5ZM16 158H17V157H16ZM35 158H36V157H35ZM77 158H78V157H77ZM186 158H187V157H185V159H186ZM14 159H15V158H14ZM87 159H89V157L85 158V160H87ZM90 159H91V158H90ZM191 159H192V158H191ZM80 160H81V159H80ZM85 160H84V161H85ZM32 161H37V158H36V160H32ZM94 161H95V160H94ZM9 162H11V160H10ZM85 162H86V161H85ZM87 162H88V161H87ZM188 162H189V157H188V161H187V163H188ZM191 162H194V161L191 160ZM196 162H197V160H196ZM196 162H194V163H196ZM39 163H40V162H39ZM174 163H175V164H174ZM43 164H44V163H43ZM60 164H62V163H60ZM176 164H178V166H176ZM181 164H183V163H181ZM192 164H193V163H192ZM192 164H191V165H192ZM31 165H32V164H31ZM31 165H30V166H31ZM186 165H187V164H186ZM188 165H189L190 168H191V165H190L189 163H188ZM193 165H194V164H193ZM24 166H25V165H24ZM32 166H33V165H32ZM60 166H61V165H60ZM63 166H64V165H63ZM78 166H79V165H78ZM189 166H186V167H189ZM194 166H197V165H194ZM2 167H0V172H2V171H1ZM33 167H34V166H33ZM86 167H87V166H86ZM175 167H178V168H177V169H178L177 172H176L175 170H174V172H173V169H175ZM183 167L185 168V166H183ZM247 167H249V166H247ZM11 168H16V167H15V165H14V166L12 165ZM27 168H28V166H27ZM27 168H26V169H27ZM64 168H65V166H64ZM70 168H71V167H70ZM197 168H198V167H196V170H199V168H198V169H197ZM259 168H260V167H259ZM22 169L25 170V167L22 168ZM57 169H59V168L57 167ZM256 169H257V168H256ZM263 169H264V168H263ZM65 170L67 171L68 168H65ZM71 170H72V169H71ZM183 170H184V169H183ZM183 170H182V172H183ZM189 170H190V169H189ZM192 170H193V171H192ZM192 170H191V171H192V173H193L195 169H192ZM15 171H16V170H15ZM15 171H11V173H13L14 175L17 174L18 172L16 171V172H17V173H16ZM40 171H41V170H40ZM66 171H65V172H66ZM68 171H70V170H68ZM184 171L186 172L187 170H184ZM251 171H253V170H251ZM14 172H15V173H14ZM24 172H25V171H24ZM65 172H62L61 174H64ZM73 172H74V171H73ZM79 172H80V171H79ZM247 172H248V171H247ZM255 172H256V171H254V173H255ZM257 172H258V171H257ZM20 173H21V172H20ZM39 173H40V172H39ZM56 173H57V171H56ZM183 173H184V172H183ZM188 173L191 174L190 172H188ZM13 174H11V175H13ZM52 174H53V173H52ZM52 174H51V175H52ZM54 174H55V172H54ZM59 174H60V173H59ZM68 174H69V173H68ZM123 174H122V175H123ZM189 174H186V175H189ZM17 175H18V174H17ZM84 175H85V174H84ZM120 175H121V174H120ZM191 175H192V174H191ZM191 175H189V176H191ZM196 175H197V174H196ZM256 175H258V174H256ZM262 175H263V174H262ZM45 176H47V174H46ZM56 176H57V175H54V177H56ZM62 176H63V175H62ZM62 176H61V177H62ZM69 176H70V175H69ZM88 176H89V174H88ZM14 177L17 178L18 176L16 177V175H15V176H13V178H14ZM25 177H26V176H25ZM36 177H37V176H36ZM41 177H42V176H41ZM59 177H60V176H59ZM61 177H60V178H61ZM106 177H107V176H106ZM116 177H117V176H116ZM258 177H259V176H258ZM258 177H257V180H259ZM262 177H263V176H262ZM23 178H24V177H23ZM39 178H40V177H38L37 179H39ZM42 178H43V177H42ZM118 178H119V177H118ZM118 178H116V179L118 180ZM188 178H189V177H188ZM188 178H186V179H187V180H190V178H189V179H188ZM196 178H200V177L197 176ZM26 179H27V177H26ZM26 179H25V181H24L25 184H26L27 182L30 181L29 179H27L28 181L26 182ZM35 179H36V178H35ZM35 179L33 180L34 183L37 182V181H35ZM37 179H36V180H37ZM45 179H46V177H45ZM58 179H59V178H58ZM92 179H93V178H92ZM104 179H105V178H104ZM108 179H110L109 176H108ZM186 179H185V180H186ZM193 179H194V176H193ZM255 179H256V178H255ZM263 179H264V177H263ZM263 179H261V180H263ZM16 180H17V179H16ZM22 180H23V179H22ZM40 180H42V179H40ZM43 180H44V179H43ZM47 180H48V179H47ZM60 180H63V179L61 178ZM80 180H81V179H80ZM80 180H79V181H80ZM84 180H85V179H84ZM90 180H91V178H90ZM110 180L113 181L112 178H111ZM137 180H138V181H137ZM194 180H195V179H194ZM200 180H201V182H203L202 179H200ZM45 181H46V180H45ZM45 181H44V182H45ZM91 181H92V180H91ZM102 181H104V180H102ZM114 181H115V180H114ZM119 181H118V183H119ZM204 181H205V180H204ZM245 181H246V180H245ZM249 181H251V180H249ZM33 182H31V183H32V187H38V185H39V187H40V186H41L40 184L42 183V181H38L39 184H38V182H37L36 184H38V185H36V184L34 185ZM44 182H43V183H44ZM92 182H93V181H92ZM108 182H109V181H108ZM185 182H186V181H185ZM263 182H264V181H263ZM12 183H13V182H11V184H10V186H12V188H11L10 186H8V187H10V188H8V190H9V189H13V185H14V184H12ZM14 183L16 184V182H14ZM31 183L29 182V185H31ZM84 183H85V182H84ZM118 183H116V184H118ZM203 183H204V182H203ZM249 183H250V184H251V183H252V184L254 183V185H255V183H259V182H258V181H257V182H252V181H251V182H249ZM260 183H261V182H260ZM86 184H87V180H86ZM86 184H85V185H86ZM91 184H93V183L90 182V185H91ZM186 184H187V185H186ZM191 184H190V185H191ZM194 184H195V183H194ZM18 185H19V183H17L16 185H14V188H15L16 186L18 187ZM33 185H34V186H33ZM100 185H101V184H100ZM104 185H105V184H104ZM107 185H108V184H107ZM197 185L200 186V184H198V183H197ZM260 185H262V183H261ZM260 185H259V184H256L255 186L258 188V186H260ZM22 186H24V185H21V184H20V189H18V188L16 187L15 191H14V190H12V191H14V192H19V190H25V193H26V191H27V189H25L26 187H25V186L22 187ZM43 186H44V185H42L41 187H43ZM45 186H46V183H45ZM117 186H119V185H117ZM117 186H116V188H115L116 190H117ZM185 186H187V187L185 188ZM194 186H195V185L192 184V187H194ZM204 186H205V184H204ZM249 186L251 187V185H249ZM262 186H264V185H262ZM32 187L29 188V189H33ZM90 187H92V186H89L88 188H90ZM93 187H94V185H93ZM111 187H112V186H111ZM192 187H191V188H192ZM250 187H249V188H250ZM252 187H253V185H252ZM252 187L250 188V190L252 189ZM256 187H255V188L253 187L254 190L256 189V191H255L256 193H254V195L256 194V198H257L258 194H259V196H260V194H261L260 197L263 198L264 196H262V195H264V187L262 188V187L260 186V187L258 188V190H259L258 194H257V191H258V190H257ZM99 188H100V187H99ZM99 188H97L98 191H99ZM106 188H107V187L105 186V189H106ZM113 188H114V187H113ZM184 188H185V189H184ZM198 188H200V190H201V187H198ZM260 188H262V190H260ZM29 189H28V192H30ZM108 189H109V186H108ZM120 189H121V188H120ZM122 189H121V190H122ZM141 189H142V190H141ZM100 190H101V189H100ZM118 190H119V189H118ZM129 190L131 191V189H129ZM136 190H137V191H136ZM200 190L198 189V191H196V192H198L197 195H199V196L201 195L200 197H201V199H203V198H202V197H203V194H201ZM205 190H207V188H205ZM252 190H253V189H252ZM252 190H251V192H250L249 190H246V191H249L250 193H252V195L249 193V196H250V197H251V196H252V197L254 196V195H253L254 190H253V192H252ZM105 191H106V190H105ZM190 191H191V190H189V192H190ZM208 191H209V190H208ZM260 191H261V192H260ZM262 191H263V193H262ZM20 192H21V193H20V199H22V198H21V195H25V193H24L23 191H20ZM22 192H23L24 194H22ZM102 192H103V191H102ZM124 192H123V194H122L123 197H122V196H120V197H121V199H123V200H125V201H128V199H129L128 197H130V196H129V195L126 196V194H128V192H126L125 194H124ZM199 192H200V194H199ZM217 192H218V191H217ZM217 192H216V193H217ZM235 192H236V191H235ZM8 193H9V192H8ZM135 193H136V194H135ZM150 193H151V195H148V194H150ZM216 193H215V194H216ZM225 193H226V192H225ZM225 193H224V194H225ZM232 193H233V192H232ZM232 193L230 192L229 194H232ZM236 193H237V192H236ZM236 193H235V194H236ZM17 194H18V193H17ZM100 194H101V193H100ZM117 194H118V193H117ZM117 194H116V195H117ZM146 194H147V195H146ZM187 194H188V191H187ZM208 194H210V193H208ZM247 194H248V193H247ZM26 195H28V194L26 193ZM26 195H25V197L27 198ZM98 195H99V194H98ZM120 195H121V194H120ZM134 195H135V196H134ZM197 195H196V196H197ZM213 195H214V193H213ZM125 196H126V197H125ZM220 196L222 197L223 194L219 192V195H218V196L215 197V195H214L215 198L213 197L214 199H211V194H210V195H209V198H210L211 201H213V203H214V204H212V203L210 202V203L212 204V205L210 204V206H213V205H215V203H216V204L218 203V204H217V207L221 205V208H220V209L218 208L217 210L220 212V210L222 209L223 211H225V212H224L225 215H216V214H214V212L216 213V210L214 211V210H213L212 208H210L209 206H207V207H206L205 205L202 206V207H204V211H205V209H206V210L209 209V211H205V212H207V213L210 212V213L207 214V216L210 215L211 217L209 216L210 218L207 219V222H205V223L202 222V223L204 224V225L202 224L203 227H202V226L199 227V229H203V228H204L205 231H204V230H200V234H199V232H198V233L194 232V233L196 234V235H195V238L198 239V238H199L198 235H199V236H202V235H203L204 238H203V236H202L203 239H200L201 237H200L198 240L191 239L192 242H193V240H195L196 242H199V243H197V245H199V248H201L202 245H203L202 248H203L204 246H205L206 248H207V247L209 248V247H212L214 243H215L214 246H215V245H218V246H219L218 243H221V244H223L224 246L230 244V246L232 247V249L235 251L234 254H231L233 257H232L231 255H229L230 253L228 254V253H224L223 251H220L221 254H222V256L225 254L226 257H225V256H224L225 258L220 257L221 254H220V252H219V253H217L218 255H214V257L216 258V256H217L218 259L216 258V259H215L216 261H214L213 263H212V261H211V262H209V263L215 264V263H218V262H219V258H221V259H222V258H223V259H226L227 257H228V261H229V258L231 257L230 259H231V263H232V264H245L244 262H247V261H245V260H248V261L250 260L251 263H249V262H250V261H249V262H248L249 264H256V261L258 262V260H255L256 258L254 259V257H255V256L257 257V253H256V251H257L258 249H257V248H255V249H254V248L251 249V248H252L251 246H255V245H256V244H255V243H256V240H255V239H251L252 237L249 238V237H250L249 233H247V232L245 231V229H247L248 224L251 223V222H250L251 217H249V216H251V214H248V213H245V212H244V211L246 210V207L243 206L242 201H241V204H242L241 207H244L245 210L242 208V209H241L242 211H240V208H241V207H240V208L238 207V205H240L239 202H238L239 204L234 203V204H237V205H234V204H233V202H235V201H233V202L230 203L231 200H234V199H232V198H234L233 196L230 197L231 199L229 198V195H228V194L226 195V198H225V195L223 196V198H220ZM235 196H237V194H236ZM239 196H240V195H239ZM259 196H258V197H259ZM22 197H23V199L25 198L24 196H22ZM118 197H119V195H118ZM118 197H117V198H118ZM120 197H119V199H120ZM124 197H125L127 200H126ZM145 197H144V199H145ZM147 197H146V198H147ZM227 197H228V198H227ZM39 198H40V197H39ZM41 198H43V197H41ZM45 198H46V196L44 197V199H45ZM60 198H61V197H60ZM96 198H97V197H96ZM96 198H95V199H96ZM109 198H110V197H109ZM137 198H135V200H138ZM148 198H150V197H148ZM184 198H183V199H184ZM239 198H240V197H239ZM262 198H258V199H259V202L262 201V200H260V199H262ZM29 199H30V198H29ZM37 199H38V197H37ZM99 199H100V197H99ZM113 199H114V198H113ZM144 199H142V200H144ZM228 199H229L230 201H229ZM235 199H236V198H235ZM258 199H256V200H258ZM26 200H28V198H27ZM42 200H43V199H42ZM60 200H61V199H60ZM63 200H64V199H63ZM110 200H111V198H110ZM110 200H109V202H110ZM140 200H138V201L140 202ZM151 200H153V199H150V201H151ZM226 200H227V201H226ZM21 201H22V200H20L19 203H20ZM24 201H25V200H24ZM24 201H22V203H24ZM50 201H53V200H50ZM65 201H66V200H65ZM96 201H97V200H96ZM113 201H114V200H113ZM120 201H121V200H120ZM120 201H119V202L117 201V202H118L119 204H122V202L120 203ZM138 201H137V202H138ZM150 201L148 200L149 203H150ZM200 201H201V200H200ZM200 201H199V202H200ZM202 201L204 202V200H202ZM228 201H229V202H228ZM236 201H240V200H236ZM31 202H32V201H31ZM39 202H40V201H39ZM44 202H46V200H45V201H42V203H44ZM99 202H100V200H99ZM102 202H103V201H102ZM102 202H100V203H101L100 205L103 204ZM133 202H134V201H133ZM137 202H136V203H137ZM155 202H156V201H155ZM179 202H180V203H179ZM199 202H198V203L196 202V204L198 205ZM203 202H200V203H203ZM263 202H264V201H263ZM14 203H15V202H13V204H14ZM22 203H21V204H22ZM42 203H41V204H42ZM125 203H126V202H125ZM143 203H144V202H143ZM248 203H250V202L248 201ZM13 204H12V205H13ZM21 204H20L19 206H21ZM47 204H48V203H47ZM67 204H68V203H66V205H67ZM98 204H99V203H98ZM129 204H131V202H129ZM129 204H128V205H129ZM134 204H135V203H132L131 205H134ZM147 204H148V203H147ZM147 204H146V202H145V206H144V204H143L144 208L146 207ZM229 204H231V205L233 204V205H232L233 207H230V208H229V206H231V205H229ZM258 204H259V203H258ZM27 205H28V203H27ZM42 205H43V204H42ZM44 205H45V204H44ZM44 205H43V206H44ZM60 205H61V204H60ZM164 205H163V206H164ZM185 205H186V204H185ZM259 205H262V202H261ZM259 205H256V206H258V209H256V208L254 207L255 205L252 204L253 207L250 209V211L253 210V211H252V214H253V212H255L254 209H255V210H259ZM16 206H17V205H16ZM22 206H23V204H22ZM48 206H49V205H48ZM58 206H59V205H58ZM125 206L127 207V205H125ZM134 206H135V205H134ZM137 206H138V203H137ZM139 206H141V205H139ZM139 206H138V207H139ZM147 206H148V205H147ZM177 206H176V208H177ZM180 206L183 207L184 204H183V205H180ZM180 206H178V207H180ZM186 206H187V205H186ZM215 206H216V205H215ZM246 206H247V205H246ZM17 207H18V206H17ZM126 207H125V208H126ZM169 207H170V208H169ZM202 207H201V208H202ZM208 207H209V208H208ZM224 207H226V208H224ZM263 207H264V206H263ZM18 208H19V207H18ZM64 208H67V207H64ZM128 208H129V207H128ZM128 208H127V210H128ZM131 208H132V207H131ZM146 208H147V207H146ZM148 208H149V207H148ZM187 208H188V206L185 207V209H187ZM196 208H197V207H196ZM223 208H224V209H223ZM247 208H248V207H247ZM261 208H262V207H261ZM14 209H15V208H14ZM19 209H20V208H19ZM22 209H23V207H22ZM44 209H45V208H44ZM167 209H166V210H167ZM178 209H181V208H178ZM190 209H191V208H190ZM197 209H198V208H197ZM210 209L213 210V211H210ZM20 210H21V209H20ZM65 210H66V209H65ZM134 210H135V209H134ZM137 210H138V208H137ZM137 210H136V211H137ZM139 210H140V208H139ZM181 210H182V209H181ZM227 210H228V211H227ZM23 211H24V210H23ZM151 211H152V210H151ZM172 211H173V210H172ZM223 211H221L222 213H221V212H220V213L223 214ZM246 211H247V210H246ZM248 211H249V210H248ZM250 211H249V213H250ZM122 212H123V211H122ZM128 212H129V211H128ZM145 212H148V214L150 215L149 210H148V211H145ZM212 212H213V214H212ZM230 212H231V214H230ZM242 212H243L244 214H243ZM0 213H1V212H0ZM112 213H113V212H112ZM139 213H140V212H139ZM151 213H152V212H151ZM172 213H174V211H173ZM115 214L117 215V214H119V213H114L113 215H115ZM142 214H143V213H142ZM142 214L140 215V216H141V217H140V216H138L137 214L134 213V215H137V216L139 217L138 219H140V218L143 219ZM204 214H205V213H204ZM226 214H227V215H226ZM247 214H248V215H247ZM111 215H112V214H111ZM116 215H115V217H116ZM146 215H147V213H146ZM153 215L155 216L156 214L153 213ZM144 216H145V215H144ZM151 216H152V215H151ZM159 216H160V218H159ZM159 216L156 215V217L159 218V219L161 220L162 217H161V215H159ZM199 216H200V215H199ZM199 216L197 217V221H198V219H199ZM207 216H206V214H205L204 217H207ZM227 216H228V217H227ZM63 217H64V216H63ZM145 217H148V218H149V216H145ZM125 218H126V217H125ZM133 218H134V217H133ZM151 218L154 219L153 216H152ZM157 218H156V219H157ZM201 218H202V216H201ZM255 218H256V217H255ZM122 219H123V218H122ZM142 219H140V220L142 221ZM153 219H152V221H153ZM156 219H155V220H156ZM261 219H262V218H260V220H259V219L257 218V220L261 221L260 224L264 226V224H263V223H264V219H263V220H261ZM0 220H1V219H0ZM64 220H65V219H64ZM125 220L128 221L127 218H126ZM143 220L146 222L145 219H143ZM160 220H158V219L156 220V221H158V223L156 224V222H155V223H154V224H156L155 226H157V225H159V224H161V226H162V224L165 223V219H164V222H162V220H161V221H160ZM121 221H122V220H121ZM147 221H148V220H147ZM203 221H206V219L203 220ZM150 222H151V221H150ZM160 222H161V223H160ZM123 223H124V222H123ZM146 223H147V222H146ZM146 223H144V224H146ZM151 223H152V222H151ZM151 223H150V226H151ZM195 223H198V222H195ZM199 223H201V222L199 221ZM199 223H198V225H199ZM142 224H143V223H142ZM144 224H143V225H144ZM148 224H149V223H147V225H148ZM251 224H252V223H251ZM251 224H249L250 227L253 226V225H251ZM147 225H144V226H147ZM90 226H91V225H90ZM111 226H112V225H111ZM111 226H110V227H111ZM166 226H167V223H165V226L163 225L162 227H163V228H166ZM199 226H200V225H199ZM0 227H1V223H0ZM83 227H84V226H83ZM128 227H129V226H128ZM162 227H161V228H162ZM205 227H206V229H205ZM256 227H257V226H255V230H256ZM86 228H88V227H86ZM148 228H149V227H148ZM154 228H155V227H154ZM157 228H158V227H157ZM163 228H162V229H163ZM209 228H210L211 232L208 231ZM252 228H253V227H252ZM252 228H249L251 232L254 231V230H252ZM162 229L159 228V230H158V229H157V230L160 231V232H158V233H156V232L153 233V234H158L155 238L159 237V238L156 239V241H155L154 239H152L153 241H155L154 243L149 239L151 243L146 242L147 244L143 243V245H141V244L138 242V243H137V246H136L135 243L133 244V246L135 245V247H136V248H135V251L138 252V255L140 254L139 256H138V255H135L136 258H134V259H135L137 262H140V263H141V261H142L141 264H143V262H144V264H147V263H148V264H158V262H159V263H160V262L162 263V261H163L162 264H164V261H167L168 259H169V260H171V259L173 260V257H172L170 254H168L167 257L165 258V256H166L165 253H167V252H166V249L168 248V246L166 247V246H165L166 244H164V241H166V240H164V237H163V242H160V243H163L165 247L163 248V244L158 243L159 241H162V238H161V237L163 236L162 233H161V231H163ZM199 229H198V231H199ZM103 230H104V229H103ZM109 230H111V229H109ZM114 230H115V229H114ZM157 230H156V231H157ZM195 230H197V228H196ZM247 230H248V229H247ZM89 231H91V230H89ZM93 231H94V229H93ZM164 231H165V229H164ZM201 231H202V232H203V231H204V232H209L210 234H209V235H208V234H202ZM83 232H84V231H83ZM109 232H110V231H109ZM109 232H108V233H109ZM140 232L142 233V231H140ZM245 232H246V234H245ZM251 232H250V234H251V236H252L253 233H251ZM85 233H86V232H85ZM114 233H115V232H114ZM159 233H161V234H159ZM79 234H80V233H79ZM83 234H84V233H83ZM197 234H198V235H197ZM80 235H81V234H80ZM87 235H88V234H87ZM112 235H113V234H112ZM161 235H162V236H161ZM211 235H212V236H211ZM242 235H244V237H243ZM247 235H248V236H247ZM74 236H75V235H74ZM84 236H85V235H84ZM116 236H117V234H116ZM141 236H143V235H141ZM148 236H149V235H148ZM208 236H209V238H208ZM241 236H242V237H241ZM246 236H247L248 238H246ZM0 237H1V235H0ZM12 237H13V236H12ZM81 237H82V236H81ZM85 237H86V236H85ZM113 237H115V235H114ZM122 237H123V236H122ZM205 237H206V238H205ZM7 238H9V237H6V238H5V237H3V238L1 237V242L3 241V239L5 240V239H7ZM75 238H77V237H75ZM82 238H83V237H82ZM82 238H81V239H82ZM117 238H118V236H117ZM141 238H142V237H141ZM148 238H149V237H148ZM160 238H161V240H160ZM207 238H208V239H207ZM242 238H243V239H242ZM253 238H254V236H253ZM12 239H13V238H12ZM119 239H120V238H119ZM129 239H130V238H129ZM129 239H127V240H129ZM158 239H159V241H158ZM185 239L187 240V239H190V238L188 237V238H185ZM248 239H249V240H248ZM65 240H66V239H65ZM86 240H87V239H86ZM115 240H116V239H115ZM202 240H203L204 243L201 242ZM244 240H245V241H244ZM254 240H255V241H254ZM21 241H22V240H21ZM44 241H45V240H44ZM77 241H78V240H77ZM82 241H84V239H83ZM93 241H94V240H92V242H93ZM109 241H110V240H109ZM113 241H114V240H113ZM118 241H119V240H118ZM124 241H125V240H124ZM129 241H130V240H129ZM142 241H144V240H142ZM145 241H147V240L145 239ZM187 241H188V240H187ZM249 241H250V242L253 241L254 244L252 243L253 245H251V244L249 243ZM68 242H69V241H68ZM74 242H75V241H74ZM104 242H105V241H104ZM111 242H112V241H111ZM189 242H191V241H189ZM200 242H201V244H200ZM245 242H247V243L249 244L250 247H249V246H247V247L244 246ZM3 243H5V242L3 241ZM6 243H7V242H6ZM20 243H21V242H20ZM23 243H24V242H23ZM25 243H27V242H25ZM47 243H48V241H47ZM81 243H82V242H81ZM81 243H80V244H81ZM86 243H87V241H86ZM113 243H114V242H113ZM216 243H217V244H216ZM51 244H52V243H51ZM54 244H55V243H54ZM83 244H84V243H83ZM92 244H93V243H92ZM181 244H182V243H181ZM181 244L178 245V246H181ZM183 244H184V242H183ZM183 244H182V245H183ZM185 244H186V243H185ZM187 244H188V243H187ZM187 244H186V245H187ZM195 244H196V243H195ZM235 244H236V245H235ZM248 244H247V245H248ZM76 245H78V244H76ZM86 245H87V244H86ZM112 245H113V244H112ZM186 245H184V246H186ZM197 245H196V246H197ZM58 246H59V245H58ZM68 246H70V245H68ZM78 246H79V245H78ZM80 246H81V245H80ZM84 246H85V244H84ZM98 246H99V245H98ZM114 246H115V244H114ZM133 246H132V251H133ZM173 246H174V245H173ZM184 246H183V247H184ZM196 246H195V247H196ZM257 246H259V245H257ZM31 247H33V246H31ZM46 247H47V246H46ZM55 247H56V246H55ZM86 247H87V246H86ZM111 247H112V246H111ZM245 247H246V248H245ZM51 248H52V247H51ZM51 248H49V249H51ZM58 248H59V247H58ZM68 248H69V247H68ZM68 248H67L66 250H69ZM95 248H96V247H95ZM117 248H119V246H118ZM165 248H166V249H165ZM169 248H170V247H169ZM184 248H185V247H184ZM186 248H188V247H186ZM213 248H215V247H212V249H213ZM216 248H217V246H216ZM218 248H219V247H218ZM247 248H250V249H248V251L250 250V252H249L250 254H251V252H254V253H256V255L252 253V254L250 255L251 257H247V256L245 255V251L247 252ZM35 249H37V248L35 247ZM44 249H45V248H44ZM55 249H57V247H56ZM80 249H81V248H80ZM105 249H106V247H105ZM110 249H111V248H110ZM164 249H165V250H164ZM171 249H172V247H171ZM171 249H169V250H171ZM180 249H181V248H180ZM195 249H196V248H193V250H195ZM197 249H198V247H197ZM256 249H257V250H256ZM30 250H32V249H30ZM63 250H64V248H63ZM88 250H89V249H88ZM167 250H168V249H167ZM174 250H175V249H172V251H170V252L172 253V252H174ZM200 250H201V249H198V251H200ZM254 250H256V251H254ZM3 251H5V249H4ZM28 251H29V250H28ZM37 251H38V249L36 250V252H37ZM57 251H58V250H55L56 253H57ZM100 251H101V250H100ZM100 251H99V252H100ZM109 251H110V250H109ZM180 251L183 252L182 250H179V252H180ZM185 251H188V250H185ZM243 251H244V252H243ZM6 252H8V251H6ZM51 252H52V251H51ZM67 252H68V251H67ZM67 252L65 251V253H67ZM120 252H121V251H120ZM175 252H176V250H175ZM189 252H192V249H191V248H190V251H189ZM202 252H203V251H202ZM222 252H223V253H222ZM258 252H259V251H258ZM0 253L2 254V252H0ZM4 253H5V252H4ZM87 253H88V251H87ZM105 253H106V252H105ZM183 253H184V252H183ZM243 253H244V254H243ZM247 253H248V252H247ZM7 254H9V252H8ZM34 254H35V252H34ZM37 254H38V253H37ZM51 254H52V253H51ZM53 254H54V253H53ZM60 254H62V253H60ZM63 254H64V253H63ZM80 254H81V253H80ZM90 254H92V252H90ZM119 254H120V253H119ZM128 254H129V253H128ZM131 254H133V253H131ZM163 254H164L165 256H163ZM181 254H182V253H181ZM187 254H188V253H187ZM189 254H190V253H189ZM193 254L196 255L195 253H192L191 256H192ZM215 254H216V253H215ZM226 254H228L230 257H229L228 255H226ZM3 255H5V254H3ZM3 255H1V256H3ZM58 255H59V254H58ZM66 255L68 256V254H66ZM88 255H89V254H88ZM101 255H102V254H101ZM169 255H170V256H169ZM253 255H254V256H253ZM32 256H34V255H32ZM90 256H91V255H90ZM92 256H93V254H92ZM125 256H126V255H125ZM244 256H246L247 258L244 257ZM65 257H66V256H65ZM69 257H70V256H69ZM81 257H82V256H81ZM84 257H87V259L85 258L86 261H87L88 259H90V257L87 256L86 254L84 255ZM84 257H83V258H84ZM104 257H105V256H104ZM121 257H123V256H121ZM133 257H134V256H133ZM196 257H197V255H196ZM252 257H253V258H252ZM72 258H73V257H72ZM91 258H93V257H91ZM105 258H106V257H105ZM138 258H139V259H138ZM192 258H195V256H194V257L192 256ZM243 258L245 259L244 262H243V260H242ZM248 258H250V259H248ZM251 258H252V260H251ZM54 259H55V258H54ZM70 259H71V257H70ZM124 259H125V257H124ZM124 259H123V260H124ZM257 259H258V258H257ZM92 260H93V259H92ZM104 260H105V259H104ZM175 260H177V259L175 258ZM239 260H240V261H239ZM38 261H39V260H38ZM62 261H64V260H62ZM93 261H94V260H93ZM125 261H126V260H125ZM136 261H134V262H136ZM193 261H194V260H193ZM222 261H224V260H222ZM226 261H227V259H226ZM232 261H233V262H232ZM241 261H242V262H241ZM47 262H48V261H47ZM64 262H66V261H64ZM97 262H98V261H97ZM118 262H119V261H118ZM126 262H127V261H126ZM137 262L134 263V264H137ZM183 262H184V261H183ZM200 262H202V260H201ZM252 262H254V263H252ZM67 263H68V262H67ZM90 263H91V262H90ZM95 263H96V262H95ZM121 263H123V262L121 261ZM128 263H129V262H128ZM140 263H139V264H140ZM161 263H160V264H161ZM177 263H178V262H177ZM177 263H175V264H177ZM186 263H187V262H186ZM223 263H224V262H221V263H219V264H223ZM228 263L231 264L230 262H227V264H228ZM71 264H72V263H71ZM75 264H76V263H75ZM93 264H94V263H93ZM123 264H124V263H123ZM125 264H126V263H125ZM129 264H130V263H129ZM132 264H133V263H132ZM165 264H167V263H165ZM178 264H181V263L179 262ZM195 264H198V263H195ZM203 264H204V263H203Z\"/></svg>",
	"mask_w": 264,
	"mask_h": 264
}]
</instances>
